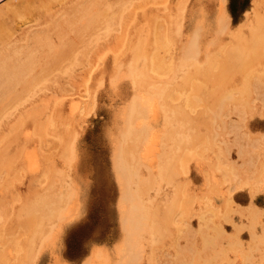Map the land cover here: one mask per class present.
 <instances>
[{"label":"rangeland","instance_id":"374dc122","mask_svg":"<svg viewBox=\"0 0 264 264\" xmlns=\"http://www.w3.org/2000/svg\"><path fill=\"white\" fill-rule=\"evenodd\" d=\"M20 1L21 0H4V1L0 2V22H2L5 26L11 25L12 30H11V37H10L9 43H12V45H14L13 47H15L16 52L18 51L17 55H18L19 59L17 60L18 63L15 64V66H16L15 68L20 69V71H22L21 70L22 67L24 69H26L25 71L24 70L22 71L23 80L21 82H19V79H18L12 83L13 84L12 92L13 91L15 92V93H13V96H12L13 99H11V97H10L9 99H7V102L9 101L10 103H7L5 105L6 102L2 101L1 102L2 104L0 105V108L3 111L2 113H0V130H1L0 136L6 131V129L9 127V125L13 126L16 123L21 122L22 119H26L23 122L21 132L19 133V135L17 137L18 138L17 141H14V143L10 142L9 143L10 145L4 141H1V146L5 148V151H3V153L0 155V160L4 163L9 161V160H12L15 163H14L13 168L11 170H9V169L3 170L4 174H3V172H2V174L0 173L1 174L0 175V193H1L0 194V264H92V263L93 264H114V263L115 264H121V263L122 264H126V263L127 264H175V263L178 264V261L180 262V264H207V263L208 264H214V263L215 264H217V263L218 264H221V263L222 264H225V263H227V264H230V263L244 264L245 262H246L245 264H255V262L257 264H260L259 260H261L260 261L261 264H264V260H263L264 259L263 258L264 257V255H263V251H264L263 250L264 249V241H263L264 240V231H263V228H264V225H263L264 224V190H263L264 189V186H263L264 185V180H263L264 179V170H262V168H264V166H263L264 165V157H263L264 156V151H263L264 150V132H263L264 131V116H263L264 115V99H263L264 98V93H263L264 92L263 91L264 90V71H263L264 63L263 62H256V64H254L251 67V69L249 70V72L254 74L253 75L254 81L252 84L253 85L252 87L254 88V90L252 87L250 88V91L252 92L250 94V96L251 95L252 96L251 97L248 96L251 99L246 97V99L248 98V103L245 106H238L239 110H237V109H235L233 111L230 110L224 116V122H223L222 126H221L222 121H219V120L216 121L213 118L209 117V118H207V120H205V122L209 123L210 127L205 126L203 124L201 126L199 125L197 127H194V125H190V124H193L191 122V120H193L195 117L202 114L201 112L203 111V107L193 108L190 104H187V100H188L189 95L192 92V88L189 85L190 83L185 81V80H187V78H189V76L190 77L193 76L194 69H192V68H194V67H192L193 66L192 65L193 60H192L189 48L184 47L185 42H186V44H188L187 47H189V45H190L189 43L191 41L187 43L186 39L189 37V35L191 37L192 34H194L193 32L195 31V27L197 26L196 19H199V21H200V18H201V20L203 19V21H200V24L203 25L204 27L207 26V28L205 30L202 29V31L200 30L197 32L199 37L197 40V45L194 48L200 54L199 58L202 57L200 61L204 65L201 63L200 64L201 67L206 65L204 60H206L208 54L210 56L216 55L218 53L221 54L227 50V47L228 48L232 47L233 44H235V42H236V44L237 43L239 44V42H244V41L247 43H250V42H252L251 40H253L252 39L253 35L255 37L254 39H256L255 41H258L259 39H261V41H263L264 40V38H263L264 28L261 27L260 25L259 26H257V25L260 22L259 20H262L264 18V14H263L264 13V0H188L185 11H178L175 15H169V17L173 18V20H174V24L172 26V29L169 32V38H168L169 44H170L169 49L168 50L165 49L163 51H162V49L158 50L154 44H151V46H148V48L145 52V53H147V52L148 53L146 55L144 54L148 58H150L151 55H155V54H158L159 57L162 59L164 58L163 60H164V62H166V65H165L166 68L164 69V71L163 70L160 72L154 71V69H152L149 66L148 58H146V57H145V59L142 58L141 60H139L137 62V64H139V65H137L138 71L141 72V70L142 71L144 70L146 72L145 85H144L145 87H142V89L140 86L137 87L136 85L132 84V79L127 76L128 75L127 73H126L127 75L125 74V76H127L128 78L126 77V79L125 78L122 79L120 77L121 74H123L122 77H125L124 73L127 72L126 69H129L128 67L132 63L131 61H133V58L132 59L130 58V57H132L131 56L132 52L129 51L127 49V47L123 46V42L125 43V38L131 40L136 35V31L130 29L131 27L133 28L136 26H132V25L128 24L126 21L124 22V20L121 17V14L119 15L118 13H115V11H110L107 15H104V16L101 15V16H99V18L97 17V19H96L97 22L92 26H89V24L87 22V21L91 20V17L88 18L89 16L88 17L87 16L80 17L79 20L74 22L76 24H74V23L72 24L71 20L73 18H76L75 14H73V9L80 0H43L44 3L42 0H32L33 3L26 8H24L20 5ZM147 1H150V2L146 3L147 5L145 4L146 6H149L148 7L149 10L151 9L153 12L160 11V17L165 18V16L167 15L166 14L167 11L165 12V10H166L165 7L168 6L171 2L174 4H178L181 0H166V1H168L167 4L165 2L162 5L160 4V1H162V0L156 1V2H159V4L157 3L158 5L154 4V2H155L154 0H147ZM164 1H162V2H164ZM200 1H203V2H201L202 4L200 3ZM136 2H138V1H136ZM151 4H152V6H151ZM153 4L155 5V7L153 6ZM156 7L157 8L161 7V8L159 10H157ZM148 8H147V10H148ZM200 8H202L204 12L202 11V9L200 10ZM7 10H9V12ZM24 10H25V14H24ZM199 10L204 13L203 14V15H205L204 17H202V15H201L202 12L199 13L200 12ZM256 12H257V15H256ZM1 14L3 15V17ZM24 15H25V17H24ZM26 15H27V17H26ZM108 15H109V17H108ZM183 15L184 16L186 15L185 18ZM73 16H75V17H73ZM178 16H179V19H178ZM199 16H200V18H199ZM260 16H261V19H260ZM2 18H3V21H2ZM217 18L219 20H217ZM8 19L10 20L9 22H8ZM11 20H13V21H11ZM84 20H85V25L82 24L84 22ZM98 20L100 21V23ZM108 20H109V22H108ZM176 20H178L177 21L178 23L176 22ZM250 20H252V21H250ZM255 20H256V23H255ZM199 21H198V24H199ZM204 21H205V23H202ZM217 21H219L218 25H217ZM223 21H224V23H223ZM225 22H226V24H225ZM139 23L141 25L142 24L144 25V22H139ZM253 23H255V24H253ZM251 24H252V26H251ZM102 26H103V28H102ZM183 26H184L185 30H184ZM178 27H180V28H178ZM241 27H242V29H241ZM142 28L149 29V27H147V26H143ZM173 28H175V29H173ZM15 29L16 30L18 29L17 32L15 31ZM50 29H51V31H49ZM80 29L83 31H81ZM178 29H180V30L178 31ZM217 29L219 31H217ZM248 29H250V30L248 31ZM129 30H131V31H129ZM244 30L246 32H244ZM25 31L27 33L29 31H31L30 32V36H31L30 38H32L35 42L32 39L27 38L25 36V34L23 35V32L26 33ZM62 32H63V34H62ZM130 32H132L133 34H131ZM160 32H161V30L160 31L155 30L153 33H160ZM248 32H250V33H248ZM251 32L253 33L252 36H251ZM51 33H52V35H51ZM115 33H116V37L114 36ZM147 33H148V31H146V34H145L146 37L148 36ZM128 34H129V36H128ZM18 35H20V36H18ZM78 35H79L80 41L85 40L87 42H86L85 46L79 48L76 58L74 60H72L73 54H70L67 52V46L65 44H60V40L64 39L63 40L64 42H68L70 40L69 38H74ZM112 35L115 37V39ZM205 35H206V37H205ZM216 35H217V37L215 39ZM248 35H250L251 37ZM47 37H49V38L51 37L54 44H56V42H57V44L58 43L59 44L54 49H51V47L45 46V44L42 45V43H41L42 40L43 39L46 40ZM181 37H183V39ZM190 37L188 38V41L192 39V37L191 38ZM232 37L234 39H232ZM238 37H240V39ZM218 38H219V40H218ZM17 39H20V40L17 41ZM181 39L183 41H181ZM200 39H201V41H200L201 43L199 42ZM208 39L209 40L213 39V40H212V42L210 41V43H209ZM235 39H237V41L239 39V41L237 42V41H235ZM175 40H179L178 43H177V41L175 42ZM230 41H232V42H230ZM32 42H34V43H32ZM25 43L28 44V46ZM103 43L104 44L106 43L107 45H104ZM23 44H24V47L22 49ZM29 44L31 45V47L29 46ZM37 44L39 45L40 48H37L38 47ZM179 45H181L182 47H180ZM206 45H209V46H206ZM102 46H103V48H101ZM205 46L207 47V49L209 48V50H207ZM214 46H216V47H214ZM57 47H58V53L55 52V50L57 51ZM211 47H212L213 51L211 50ZM41 48H44L43 51L41 50ZM62 48H64V49H62ZM214 48L216 50L217 49L218 50L215 51V53H212L215 50ZM180 49H181V51H180ZM33 50H34L35 54L37 53L36 55L34 54ZM24 51H26L25 52L26 55H24ZM29 51H30V53H29ZM50 51L52 53H55L54 54L55 56L52 54V57H53L52 59L59 60V63H58L57 68H55L51 74H47L45 68H47L48 66L46 67L43 64V63L46 64V62H44L43 54L45 53L44 56H47V54L50 53ZM100 51H101V53H100ZM203 51H205L204 52L205 55L203 54ZM210 51H211V53H210ZM95 52H97V53H95ZM31 53H32V55H31ZM166 54H167V56H166ZM34 55H35V57H34ZM38 56H40V57H38ZM125 56H126V58H124ZM204 56H205V58H204ZM37 57L39 59H35ZM174 58H175V60H174ZM23 59H24V61H27L26 63L28 65L26 66V68L24 67L26 64L24 65ZM129 59H130V61H129ZM146 59H147V61H146ZM185 59H188V63H187V60H185ZM31 60L33 61V63L31 64L32 66L29 64L30 63L29 61H31ZM41 60H43V61H41ZM123 61L125 63H123ZM175 62L179 63V64H177L178 67L175 64ZM181 63H182V65H181ZM36 64H37V66H34ZM38 64H40V65H38ZM120 64L122 66H120ZM172 64H173V66H172ZM188 64H190V65H188ZM20 65H21V68H20ZM41 65L43 67H41ZM142 65H144V66H142ZM187 65H188V67H186ZM255 65H257V66H255ZM183 66H185V67H183ZM32 67H34L35 69ZM38 67L41 69H38ZM176 67L178 68V70ZM262 67H263V69H262ZM42 68L44 69L45 72L42 70ZM104 68H107V69L105 70ZM32 70L33 71L35 70V72H33ZM147 70H148V72H147ZM103 71L105 72V74ZM190 71H191V73H190ZM99 72H101V73H99ZM35 73L36 74L38 73V74L36 75ZM171 73H172V75H170ZM96 74L97 75L101 74L102 76L101 75L97 76ZM185 75H187V77ZM72 76L73 77L75 76L77 78L75 82H72L70 80V79H72ZM181 76H183L184 78ZM31 77L33 79H31ZM94 77H95V82L97 81V83L93 82ZM115 77L117 78V82L115 81L116 80ZM29 78L31 80H29ZM78 78L80 81L81 80H83V81L80 82L78 80ZM121 79H122V81H121ZM149 79L151 81H149ZM167 79H169V80H167ZM175 79H176V81H174ZM102 80H105L106 82L102 81ZM111 80H112V82L113 81H115V82L112 83ZM179 80L181 82H179ZM148 81L150 83L149 86H148V84H149ZM153 81H155V82H153ZM27 82H28V85H26ZM34 82H36V83H34ZM88 82H89V84H88ZM183 82H187L189 84L183 83ZM199 82H200V84H202V86L206 85V82H204V81H199ZM17 83H19L20 85L19 84L17 85ZM165 83H166V85H165ZM167 83H169L170 85L169 84L167 85ZM238 83H240L239 80L237 81V84ZM94 84H95V88H93ZM151 84L154 85V87L157 84L158 85L156 87H160V85L162 84L161 88H159L160 89L159 91L166 89L164 92L169 93V94L167 93L166 95L161 96L162 99L160 100V103H159L158 99H157L158 100V102H157L156 97H155L158 89L156 87L153 88V86ZM171 84H172V86H171ZM183 84L186 85L187 87L185 88V86ZM100 85H101V87L102 86H104V87L100 88ZM114 85L116 86V88L113 87ZM117 85H119V86H117ZM150 86L152 88V91H151ZM164 86H166V87L163 88ZM60 87H65L66 89L60 90ZM173 87H175V88H173ZM182 87H184V89ZM57 88L61 91L60 92L61 95L59 94V90ZM149 88H150V90H147ZM16 89H17V91H15ZM97 89H99V90H97ZM153 89L155 91L156 90L157 91L155 92V91H153ZM93 90H94V92H93ZM255 90H256V93H255ZM146 91H148L149 94L146 93ZM164 92L161 91V93H164ZM144 93H145L146 97H145V95L141 96ZM258 94L259 95L261 94V95L259 96ZM91 95H92V97H91ZM15 96L16 97L20 96V97L16 98ZM139 97H141V99ZM143 97H144V101L146 100L148 102V103H145L146 107L152 108V106H155L156 105L155 103H157L156 106L159 105L160 109H161L160 110L157 107V114H154L155 116H152L153 115L152 110L150 111L149 109H147V112L144 116L147 120L144 119L143 122H145L146 124L149 123L148 125L152 126V127L150 126V128L152 129L150 131V134L152 133L153 138H154L155 133L158 132L159 130L163 131V132L165 130L166 132H164V133L160 132V131H159L160 133L158 132L159 133L158 136L161 133H163V135L161 134L162 136L160 135V137H159L160 140L158 139V142L153 141V143H151V141L153 139L151 141H149L150 137L147 138V141L144 142V146L146 148H144V146H143L144 149H141V151L143 152V150H144V153H145L146 152L145 149H147L146 144L148 146H149V144H152V145H150L151 147H149L147 149L148 155L146 154L143 157L142 152H138L141 154V155L139 154L140 156L138 155V153L136 154L137 159H135V160L137 163L135 162V165H136V167L138 166L137 167L138 171L140 170L139 175L143 172L142 174H143L144 178L142 177V174H141V176L139 177V180H140V182L143 181V184L138 182L136 185L134 184L133 188L136 189V187H139V188L141 187L139 190L141 191V189H142V192H143V190L145 191L144 194L141 193L143 195V196L141 195V197L142 198L144 197L142 199L143 203H144V205L146 204L148 206L147 209L149 208V211H151V212L149 214L150 217L147 219V221H144L145 227H143V229L145 228V230L135 229L137 231H134L130 235V238H129L128 236L125 235L126 230L124 231L125 227H122V226H124L123 225L124 223L122 222L123 223L122 224L121 221H124L123 220L124 217L130 211V205H129V203H127L125 200L122 199L123 198L121 195L122 191L120 192V190H122L121 189L122 187L119 186V181L117 180V177L115 174L114 161H113L114 157L113 156L115 153L114 149L117 148L115 146H117V144H118V142H117L118 140L116 141V138H118V139L120 138V134L117 135V133L120 132L121 126H122V124H124L123 121L126 119V116L129 112L128 109L131 108V107H127L126 104L128 102H131L130 105L132 106L135 103V101L137 102V99L143 100ZM14 98H15V101H14ZM47 98H48V100H46ZM134 98L135 99L137 98V99L135 100ZM152 99H154V100L152 101ZM10 100L13 103H11ZM47 101L50 103H47ZM249 101H250V103H249ZM73 102H74V104H73ZM80 102H81V104H80ZM162 102L166 103V105L168 102V105L166 106L165 104H163L165 106L163 108V106L161 105ZM259 102H261V103L263 102V104H261ZM76 103L79 105V107ZM93 104H94V106H93ZM249 104H251V105L249 106ZM71 105H75V106H72L73 107L72 108ZM170 105H171V107H169ZM262 105H263V107H262ZM1 106H3V107H1ZM76 106H77V109H75ZM123 106H126V107H123ZM175 106L176 107H178V106L182 107L185 111V116L190 117L189 119L187 117L188 121H190L189 126L187 124L188 121H186L187 119H185L184 120L185 122H183L184 118L182 116L181 117L178 116L176 114V112H173L176 108ZM248 107H251L250 108L251 110ZM22 108H24V109H22ZM51 108H53V109H51ZM67 108L68 109L72 108L73 110L72 109H69V110L70 111L72 110L73 113L70 112ZM78 108H79V110H78ZM87 108H89V109H87ZM258 108H259V110H258ZM260 108H262V109H260ZM165 109H167V111ZM172 109H174V110H172ZM247 109L249 111H247ZM168 111L170 113H167ZM186 111H187V114H186ZM23 112L25 115L23 114ZM29 112L36 114L35 119H32V120L27 119V114ZM67 112H68V114H67ZM122 112H123V115H122L123 118L120 119ZM258 112H259V114L260 113L261 114L257 115L256 113H258ZM58 113L61 116L55 117V121H54L53 126H51L50 124H48V125L42 124L45 121H47V122L49 121L48 117H54ZM173 113H174V115H173ZM163 115H165V116H163ZM167 115H169V117L170 116L171 117L169 118ZM193 115H194V117H193ZM15 117H17V118L14 119ZM152 117H155V118H152ZM163 117H164V119H163ZM159 118H160V120H158ZM242 118H243V120H242ZM238 119H240V121ZM121 120H123L122 123H120ZM155 120H156V122H155ZM63 121H64V123H63ZM70 121H72V122H70ZM153 121L155 122V125H154ZM178 121H179V123H177ZM181 121L185 124L183 125V123H181ZM160 122H161V125H160ZM162 122L166 125L162 126ZM34 123H36V125ZM6 124H7V126H6ZM178 124H179V126H178ZM118 125H121V126L119 127ZM224 125H225V127H224ZM2 126H4V127H2ZM27 126H28V129L26 128ZM153 126L155 128H153ZM30 127H32V128H30ZM48 127H50L51 129ZM157 127H159L158 131H157V129H158ZM161 127H162V129H160ZM182 127L184 128V130ZM185 127H186V129H185ZM202 127H204V128H202ZM30 129H32V130L30 131ZM190 129H191V131H189ZM205 130H208V131H205ZM220 130H222L223 132H221ZM243 130L245 132H243ZM178 131H181V133ZM182 131H183V133H182ZM196 132H197L196 135H200V137H198L197 140H195L192 137ZM198 132H200V133H198ZM3 135L1 137H3ZM114 135L116 136V138H114ZM156 135H157V133H156ZM179 135H180V137H178ZM188 135H190V136H188ZM23 136H24V139H23ZM182 136H184V137L182 138ZM233 137H235V138H233ZM175 138H176V140H175ZM154 139H156V138H154ZM192 139H193V141H192ZM66 140H67V142H66ZM180 140H181V142H179ZM187 140H190L188 143L189 148L187 145V142H188ZM34 142L36 143V145ZM115 142H117V144ZM155 142H157L159 144V146H161V148H162V149H160V147H158L159 152H158L157 148L154 147V146L158 145L157 143L155 145L154 144ZM183 142H184V145H181V144H183ZM65 143H67V144H65ZM160 143H162V144H160ZM4 144H6V145H4ZM174 144H178V146H180V148ZM225 144H227V145H225ZM19 145H20V147H19ZM190 145H194V146L190 147ZM152 146L155 150H152L153 149ZM28 147H30L31 150H29ZM73 147H74V149H73ZM175 147H176V149H175ZM62 148H64V150H62ZM170 149H172V150H170ZM178 150H180L181 154ZM60 151H62V152H60ZM152 151H154V153ZM160 151H161V153H160ZM261 151H263V152H261ZM150 152H152V153H150ZM156 152H158V156H155ZM30 153L32 154V157H29L30 159H28V156L30 155ZM144 153H143V155H144ZM173 153H175L176 156ZM14 154H16V155H14ZM152 154H154V156ZM179 154H180V156H179ZM150 155L153 156V158L152 157L150 158ZM159 155H162L160 157L161 159L158 158ZM173 156L175 158H173ZM178 156H179V158H178ZM230 156H231V158H230ZM156 158H158L157 163H156ZM163 158H165V162L162 161ZM195 158L198 159L200 161V163H199V161L195 160ZM215 158H216V160H214ZM241 158L243 160H241ZM31 159H33V160H31ZM138 159H140V160H138ZM177 159H178V162H176ZM228 159L230 162L226 161ZM231 159H232V162H231ZM261 159L263 160V162ZM172 160H174V163H172ZM22 161H23V163H22ZM32 161H33V163H32ZM56 161H57V163H56ZM138 161H140L141 163ZM158 161L160 162L159 164H158ZM191 161L193 164L191 163ZM213 161H215V162L213 163ZM29 162H31V163H29ZM142 162H143V165H140V164H142ZM145 162H147V163H145ZM163 162H164V164H163ZM169 162L172 163V165L169 166L168 165ZM196 162H198L199 164ZM62 163H63V165L65 164L64 167H62L63 166V165H61ZM74 163L76 165H74ZM138 163H140V164H138ZM154 163H155V166H153V167L155 170L153 168H150V167H152L151 165H153ZM185 163H187V164H185ZM228 163H229V166L227 165ZM69 164H70V166H69ZM146 164L150 165V166H147ZM156 164H158V165H156ZM160 164L162 166H160ZM175 164H177L176 167H175ZM200 164H202V166ZM203 164L205 167H203ZM139 165L141 166V168ZM231 165H232V168H231ZM24 166L26 167V169ZM28 166H30L31 168H29ZM78 166H79V168H78ZM142 166L147 167L146 170L148 172L150 171L149 172L150 176L148 175L149 173L145 170L144 167L142 169ZM156 166H158L159 168L157 169ZM200 166L203 168L201 169ZM233 166H234V168H233ZM49 167H50V169H49ZM56 167H57V169H56ZM160 167H161V169H160ZM169 167L173 170H171ZM209 167L211 169H208ZM64 168H65V170H62ZM76 168H78V169H76ZM41 169H42V171H41ZM70 169H71V171H70ZM207 169H208V171H207ZM232 169L234 170V172H232V174H231ZM164 170L166 173L164 172ZM199 170H201V171H199ZM6 171H8V174ZM27 171H29V172H27ZM160 171H162V173ZM68 172H69V175H68ZM158 172H159V175H157ZM172 172L174 175L172 174ZM256 172H258V173H256ZM160 173H161V175H160ZM210 173H211V175H210ZM234 173H235V175H233ZM244 173H245V175H244ZM54 174H55V176H54L55 179L52 178ZM151 174H153V175H151ZM5 175H6V177H5ZM31 175L32 176L34 175L35 177L34 176L32 177ZM56 175H57V177H56ZM171 175H173V176H171ZM158 176H160V177H158ZM30 177L33 179H31ZM141 177H142V179H141ZM145 177H147V178H145ZM213 177H214V179H213ZM233 177H235V178H233ZM244 177L246 180L245 179L243 180ZM185 178L188 180L183 181ZM205 178H206V181H205ZM47 179H48V181H47ZM217 179H219L220 181ZM49 180H50V183H49ZM149 180H152L151 183ZM159 180L160 181L162 180V181L160 182ZM215 180H217V181H215ZM233 180H234V182L236 180L237 183L234 184ZM242 180H243L244 184L242 183ZM254 180H256V181H254ZM257 180H258V182H257ZM64 181H65V183H64ZM144 181H145V183H144ZM153 181L155 184L153 183ZM211 181L214 182L216 185L213 184ZM157 182H158V184H157ZM167 182L171 185H169ZM218 182L219 183L221 182V184L219 185ZM229 183L231 184L230 186L228 185ZM26 184H27V186H26ZM50 184H52V185H50ZM53 184L54 185L56 184V186H54ZM65 184H67V185H65ZM149 184H151V185L149 186ZM141 185H144V186H141ZM152 185L154 186V188L152 187ZM158 185H159V188H158ZM146 186L148 187L147 188L148 190L145 189ZM204 186L208 189V191L205 189ZM251 186H252V188H251ZM52 187H53V189H52ZM143 187H145V188H143ZM150 187L153 190L151 189V191H150ZM173 187H174V189L172 190ZM157 188H158V190H157L158 193L154 190ZM160 188H161V190H160ZM167 188H168V190H167ZM189 188H191V189L189 190ZM213 188H214V190H212ZM48 189H49V191H48ZM217 189H219V190H217ZM40 190H41V192H40ZM42 190H43V192H42ZM220 190L221 191L223 190L224 192L226 190L227 192L223 193V195H222L221 194L222 192H220ZM152 191H154V192H152ZM198 191H200L202 193H200ZM76 192H77V194H76ZM146 192H148V194H146ZM155 192H156V194H155ZM191 192L193 193V195ZM70 193H72V194H70ZM176 193L178 195L180 193L181 194L178 196ZM33 194H34L35 198L40 197V195H42V196L51 195L52 198L54 197L53 200L54 201L56 200V201L54 202L53 206L57 212H55V214H54V216L56 218L53 216L54 218L52 217V218L43 220V222H41V223H38V227L40 226V228H38L37 237L35 238V240L33 242H31L30 247H29L27 237L30 233V225L25 222V218L27 215L26 216H24V215H25V213L27 214V211L29 209L27 207L29 206V204H31L33 202L32 200L35 199V198H33ZM209 194H210V196H208ZM229 194H231V195H229ZM226 196L227 197L229 196V197L227 198ZM58 197L59 198L61 197V198L59 199ZM146 197H148V198H146ZM152 197H153V199H152ZM219 197H221V198H219ZM173 198L174 199L177 198V199L174 200ZM144 199H145V201H146V199L149 200V202L148 201L144 202ZM224 199H225V203L223 202ZM150 201H153L154 204L150 203ZM249 201H251V203ZM60 202H61V204H60ZM62 202H63V204H62ZM119 202H121L122 205ZM169 203H171V204H169ZM198 203L200 206L197 205ZM201 203H203L204 205ZM252 203H254L255 205ZM68 204H69V206H68ZM151 204H152V207L150 206ZM175 205H176V207H175ZM223 205H225V207H223ZM238 205H239V207H238ZM56 206H57V208H56ZM119 206H120V209H122L121 210V213H123L122 215L119 211V208H118ZM167 207H169V208H167ZM236 207L240 208V209L237 210ZM223 208H224V210H223ZM196 209H197V211H196ZM262 209H263V211H262ZM16 210H17V213H16ZM20 210H22V211H20ZM58 210L62 214L61 213L59 214ZM165 210H168L169 211L168 213L171 212L170 213L171 215L168 214ZM253 210H254V212H253ZM123 211H125L126 213ZM246 211H248V212H246ZM63 213L65 214V216ZM152 213H154L155 215H153ZM172 213H174V214L172 215ZM182 213L183 214L185 213V216L181 217L183 215ZM233 213H235V214H233ZM243 213H244V215H243ZM259 213H262V214H259ZM236 214H238V215H236ZM247 214H250V215L247 216ZM120 216H123L122 219ZM241 216L244 218H242ZM245 216H247V217H245ZM152 217H154V218L152 219ZM15 218L17 220H15ZM169 218H170V220H169ZM178 219H180V221ZM181 219H183V220H181ZM233 219L235 222L233 221ZM18 220H19V222H17ZM222 220L224 223L223 224L224 227L221 225ZM254 220H256V222ZM261 220L263 221V223ZM169 221H170V223H169ZM201 221L204 222V225H202L203 223ZM211 223L214 225V227ZM250 223H251V225H249ZM259 223L260 224L262 223V224L260 225ZM146 224H148V226H146ZM52 225H53V227H52ZM138 225L139 224H136L134 226V228H136ZM253 225H255V227H252ZM54 226H56V228ZM210 226H212V227H210ZM235 226H236V228H235ZM147 227L149 228L148 230H147ZM244 227L245 228L247 227L249 229L248 230H247V228L244 229ZM167 228L170 231L168 230V232H166ZM176 228H177V231H176ZM186 228H187V230H186ZM236 229H237V233H236ZM251 231H252V233H251ZM39 232H41V233H39ZM171 232H172V234H171ZM233 232H235L236 234H234ZM147 234H149V235H147ZM163 234L165 236H162ZM179 234H180V236H179ZM185 234H186V236H183ZM191 234H193V235H191ZM42 235H43V237H42ZM124 235H125V237H124ZM136 235H137V237H136ZM143 235H144V237H145V235H147V236L145 238H143ZM173 235H175L177 237H175ZM227 235L228 236L230 235V238H232V236H233V238L234 237L235 238L234 239L232 238L233 240H230V238ZM213 236H215V237H213ZM225 237H226V239H225ZM236 237L237 238L239 237L238 241H236L237 240ZM257 237H260L261 239L259 238L260 240H258ZM132 238H133V240H132ZM201 238L204 239L203 243H202ZM23 239H24V241H23ZM144 239H147V240L143 241ZM148 239H150V240H148ZM172 239H173V241H171ZM209 239H210V241H209ZM127 240H129V241L131 240V241L129 242ZM48 241H49V243H48ZM123 241L125 242L124 244H127V245L121 244V243H123ZM142 241H143V243L144 242L145 243L143 244ZM222 241H223V243H222ZM242 241H244V243ZM192 242H193V244H192ZM231 242H234V243H231ZM252 242L254 243V247H256L255 243H257L258 247L260 244L263 245V246L260 245V247H259L260 248L259 250L260 251L262 250L261 251L262 254H260V251L258 250V248H257V250H258V252H257L256 248L253 247ZM163 243H164V245H163ZM172 243L174 245L173 247L171 245ZM189 243L191 245H189ZM249 243L251 245L250 248H249V246H247V245H249ZM119 244H121V245H119ZM215 244H217V245H215ZM220 244L224 245V246H227V244H228V247L224 248ZM123 245H124V247H123ZM167 245H169V246H167ZM188 245H189V248H188ZM219 245H220V248H219ZM232 245H236V246L232 247ZM161 246H162V248H161ZM170 246H171V249H170ZM207 246H208V248H207ZM209 246L211 248L213 247L215 249H211L212 251H210ZM116 247H119L118 248L119 251L118 250L116 251ZM134 247H136V248H134ZM144 247H146V248H144ZM156 247H158V248H156ZM201 247H202V249H201ZM150 248H153V249H150ZM235 249H237V250H235ZM248 249L251 250L250 253H252V254L247 252V251H249ZM95 250L98 252H96ZM137 250H138V252H137ZM167 250H169V252ZM220 250H222V251H220ZM223 250L225 253H223ZM228 250H230V251H228ZM213 251H214V253H217L216 256L214 253H212ZM254 251H256L255 254H254ZM28 252L30 255L28 254ZM130 252H131V254H130ZM229 252L232 254H230ZM9 253H11V254H9ZM176 253H177V255H176ZM185 253H187L188 256ZM188 253L190 254V256ZM118 254H119V257L117 256ZM137 254H139V255H137ZM243 254H245V255H243ZM122 255H123V257H122ZM202 255H204L205 257ZM235 255H236V257H235ZM238 255H240V256H238ZM139 256H143V257H141V259H140ZM173 256L175 257V261L173 260L174 259ZM182 256H183V258L181 259ZM201 256H202V258H201ZM212 256H214V257H212ZM244 256H246L247 259ZM259 256L261 257V259ZM12 257H14V258H12ZM234 257L236 259H234ZM121 258L124 260L122 261ZM251 258H253V259H251ZM258 258H259V260H258ZM192 259H193V261H192ZM231 259H233V260H231ZM227 260H229V261L227 262ZM118 261H119V263H118ZM186 261L189 263H186ZM220 261H221V263H220ZM240 261H242V262H240ZM243 261H244V263H243ZM162 262H164V263H162Z\"/></svg>","mask_w":264,"mask_h":264},{"label":"bare ground","instance_id":"6f19581e","mask_svg":"<svg viewBox=\"0 0 264 264\" xmlns=\"http://www.w3.org/2000/svg\"><path fill=\"white\" fill-rule=\"evenodd\" d=\"M2 1H4V0H0V2H2ZM43 1V0H42ZM136 1H138V2H136ZM80 0L77 4H76V6L74 7V9H73V14H75V16H76V18H73L72 20H71V23L73 24L74 22H76L77 20H79V18L80 17H85V16H89L88 18H90L91 17V20H89V21H87L88 22V24H89V26H92V25H94L96 22H97V17L99 18V16H101V15H107L110 11H115V13H118L119 15L121 14V17H122V19L124 20V22L126 21L128 24H130V25H132V26H136V27H131L130 29H132V30H135L136 31V35H135V37H133L131 40L130 39H126L125 38V43L123 42V46H125V47H127V49L129 50V51H131L132 53H131V56L132 57H130L131 59L133 58V61H131L132 63L130 64V66L128 67L129 69H126V71L127 72H125L124 73V76H125V74L128 76V77H130L131 79H132V84L133 85H136L137 87H141V89H142V87H145L144 85H145V76H146V72L143 70H141V72H139L138 71V67H137V65H139V64H137V62L139 61V60H141L142 58H144L145 59V57L146 58H148L147 56H145L147 53H145L146 52V50H147V48H148V46H151V44H154L156 47H157V49L158 50H160V49H162V51L163 50H168L169 49V47H170V44H169V32L171 31V29H172V26H173V24H174V20H173V18H170L169 17V15H175L178 11H185V9H186V5H187V2H188V0H181L178 4H174V3H168L169 5L168 6H166L165 8H166V10H165V12L167 11V15L165 16V18H161L160 17V11H157V12H153L151 9L149 10V6H146L147 4L146 3H148V2H150V1H147V0ZM155 2H154V4L156 5L157 3L159 4V2H156V1H158V0H154ZM162 1H164V0H162ZM162 1H160V4L162 5L163 3H165L166 2V4H167V2L168 1H164V2H162ZM162 2V3H161ZM201 2H203V1H200V3ZM33 3V1L32 0H21L20 1V5L22 6V7H24V8H26V7H28V6H30L31 4ZM43 3H44V1H43ZM48 4V3H47ZM146 4V5H145ZM153 4V6L155 7V5ZM157 4V5H158ZM202 4V3H201ZM151 6H152V4H151ZM165 6V5H164ZM54 7V6H53ZM163 7V6H162ZM205 7V6H204ZM147 8H148V10H147ZM157 8V7H156ZM161 8V7H160ZM160 8H157V10H159ZM203 8V7H202ZM202 8H200V10L202 9ZM163 10V11H164ZM199 10V11H200ZM6 11V10H5ZM8 12H9V10H7ZM13 11V10H12ZM162 11V12H163ZM188 11V10H187ZM202 11H203V9H202ZM202 11H200L199 13H201ZM261 11V10H260ZM204 12V11H203ZM201 13V15H202V17H204L205 15H203L204 13ZM2 13V12H1ZM28 13V12H27ZM183 13V12H182ZM186 13V12H185ZM6 14V13H5ZM4 14V15H5ZM24 14H25V10H24ZM181 14V13H180ZM187 14V13H186ZM195 14V13H194ZM261 14V13H260ZM264 14V13H263ZM2 15V14H1ZM48 15V14H47ZM256 15H257V12H256ZM255 15V16H256ZM6 16V15H5ZM45 16V15H44ZM49 16V15H48ZM75 16H73V17H75ZM114 16V15H113ZM164 16V15H163ZM162 16V17H163ZM184 16V15H183ZM186 16V15H185ZM185 16H184V18H185ZM197 16V15H196ZM2 17H3V15H2ZM22 17V16H21ZM24 17H25V15H24ZM26 17H27V15H26ZM108 17H109V15H108ZM9 18V17H8ZM13 18V17H12ZM11 18V19H12ZM101 18V17H100ZM199 18H200V16H199ZM259 18V17H258ZM14 19V18H13ZM49 19V18H48ZM82 19V18H81ZM86 19V18H85ZM178 19H179V16H178ZM225 19V18H224ZM227 19V18H226ZM260 19H261V16H260ZM43 20V19H42ZM112 20V19H111ZM199 21V19H196V24H197V26L195 27V31L193 32L194 34H192V39L191 40H189L188 41V38L190 37V35H189V37L186 39L187 40V43L188 42H190L189 44V47H187V45L188 44H186V42H185V46L184 47H186V48H189V51H190V54H191V57H192V60H193V66L192 67H194V68H192V69H194V72H193V76H189V78H187V80H185V81H187V82H189V83H187V82H183V83H187V84H189L190 86H191V88H192V92H191V94L189 95V97H188V100H187V104H190L193 108H197V107H203V111L201 112L202 114L201 115H199V116H197V117H195L193 120H191V122L193 123V124H190V125H194V127H197V126H201L202 124L203 125H205V126H208V127H210V124L209 123H206L205 122V120H207V118H213L214 120H219V121H222V124H221V126L223 125V122H224V116L230 111V110H235V109H237V110H239V107L238 106H245L247 103H248V98L249 97H251L250 96V94L252 93L251 91H250V88L253 86L252 84H253V81H254V74L253 73H251V72H249V70L251 69V67L254 65V64H256V62H263L264 63V40L263 41H261V39H259L258 41H255L256 39H254L255 37H254V35L252 36V32H251V36L253 37L252 39L254 40H251L252 42H250V43H247V42H239V44L237 43L236 44V42H235V44H233V46L232 47H230V48H228L227 47V50L226 51H224L223 53H221V54H216V55H213V56H210L209 54L207 55V58H206V60H204L205 61V63H206V65L205 66H200V64L202 63L200 60H201V58H199V53L194 49L195 47H196V45H197V40H198V31H202V29H206L207 28V26L206 27H204L203 25H201L200 24V21H203V19L201 20V18H200V21H199V24H198V21ZM217 20H219L218 18H217ZM2 21H3V18H2ZM10 20L8 19V22H9ZM11 21H13V20H11ZM99 21V20H98ZM178 20H176V22H177ZM185 21V20H184ZM250 21H252V20H250ZM254 21V20H253ZM260 21V22H259ZM258 22H259V24L257 25V26H261V27H263L264 28V18L262 19V20H259ZM21 22V21H20ZM79 22V21H78ZM108 22H109V20H108ZM111 22V21H110ZM139 22H144V25L142 24H140ZM195 22V21H194ZM14 23V22H13ZM99 23H100V21H99ZM103 23V22H102ZM137 23V24H136ZM178 23V22H177ZM176 23V24H177ZM202 23H205V21L204 22H202ZM218 23H219V21H217V25H218ZM223 23H224V21H223ZM222 23V24H223ZM255 23H256V20H255ZM255 23H253V24H255ZM37 24V23H36ZM74 24H76V23H74ZM82 24H84L85 25V20H84V22L82 23ZM109 24V23H108ZM147 24V25H146ZM175 24V25H176ZM225 24H226V22H225ZM249 24V23H248ZM8 25V24H7ZM110 25V24H109ZM141 25V26H140ZM181 25V24H180ZM206 25V24H205ZM250 25V24H249ZM139 26V27H138ZM143 26H147V27H149V29H146V28H142ZM178 26V25H177ZM251 26H252V24H251ZM250 26V27H251ZM255 26V25H254ZM253 26V27H254ZM15 27V26H14ZM19 27V26H18ZM22 27V26H21ZM111 27V26H110ZM249 27V28H250ZM55 28V27H54ZM102 28H103V26H102ZM178 28H180V27H178ZM183 28H184V26H183ZM252 28V27H251ZM20 29V28H19ZM90 29V28H89ZM94 29V28H93ZM97 29V28H96ZM173 29H175V28H173ZM190 29V28H189ZM222 29V28H221ZM226 29V28H225ZM241 29H242V27H241ZM11 30H12V27H11V25L10 26H5L2 22H0V105L2 104L1 102L2 101H4V102H6L5 103V105L7 104V103H10L9 101L7 102V99H9L10 97H11V99H13V93H15L14 91L12 92V86H13V82L15 81V80H18L19 79V82H21L22 80H23V75H22V71L24 70H26V69H24L23 67V69L21 68V65H20V68H21V70L22 71H20V69H18V68H15L16 66H15V64H17L18 62H17V60L19 59L18 58V55H17V52H16V50H15V47H13L14 45H12V43H9L10 41V37H11ZM18 30V29H17ZM17 30L15 29V31L17 32ZM28 30V29H27ZM81 30V29H80ZM99 30V29H98ZM97 30V31H98ZM110 30V29H109ZM157 31V30H161V32L160 33H153L154 31ZM180 29H178V31H179ZM184 30H185V28H184ZM227 30V29H226ZM250 29H248V31H249ZM261 30V29H260ZM22 31V30H21ZM20 31V32H21ZM49 31H51V29L49 30ZM57 31V30H56ZM55 31V32H56ZM81 31H83V30H81ZM129 31H131V30H129ZM146 31H148V36L146 37L145 36V34H146ZM207 31V30H206ZM217 31H219L218 29H217ZM231 31V30H230ZM26 32V31H25ZM30 32L31 31H29L27 34L26 33H24L23 32V35L25 34V36L27 37V38H30L31 36H30ZM38 32V31H37ZM88 32V31H87ZM91 32V31H90ZM226 32V31H225ZM244 32H246L245 30H244ZM257 32V31H256ZM19 33V32H18ZM49 33V32H48ZM53 33V32H52ZM52 33H51V35H52ZM131 34H133L132 32H130ZM203 33V32H202ZM248 33H250V32H248ZM263 33H264V31H263ZM62 34H63V32H62ZM80 34V33H79ZM206 34V33H205ZM216 34V33H215ZM232 34V33H231ZM239 34V33H238ZM40 35V34H39ZM75 35V34H74ZM81 35V34H80ZM229 35V34H228ZM227 35V36H228ZM257 35V34H256ZM18 36H20V35H18ZM50 36V35H49ZM113 36V35H112ZM115 37H116V33H115V35H114ZM113 36V37H114ZM128 36H129V34H128ZM134 36V35H133ZM173 36V35H172ZM177 36V35H176ZM175 36V37H176ZM248 36H250V35H248ZM250 36V37H251ZM260 36V35H259ZM22 37V36H21ZM55 37V36H54ZM60 37V36H59ZM115 37H114V39H115ZM190 37V38H191ZM205 37H206V35H205ZM216 37H217V35L215 36V39H216ZM220 37V36H219ZM249 37V38H250ZM53 38V37H52ZM171 38V37H170ZM182 39H183V37H181ZM186 38V37H185ZM202 38V37H201ZM209 38V37H208ZM212 38V37H211ZM239 39H240V37H238ZM248 38V39H249ZM262 38V37H261ZM263 38H264V36H263ZM21 39V38H20ZM20 39H17V41L18 40H20ZM30 39H32V38H30ZM54 39V38H53ZM70 40L68 41V42H64L63 40H60V44H65L66 46H67V52L68 53H70V54H73V57H72V60H74L75 58H76V56H77V52H78V50H79V48L80 47H83V46H85L86 45V42L87 41H85V40H81L80 41V39H79V35L78 36H76V37H74V38H69ZM124 39V38H123ZM179 39V38H178ZM181 39V41H183ZM204 39V38H203ZM224 39V38H223ZM230 39V38H229ZM232 39H234L233 37H232ZM239 39H238V41H239ZM251 39V38H250ZM258 39V38H257ZM33 40V39H32ZM40 40V39H39ZM209 40V39H208ZM213 40V39H212ZM212 40H209V43H210V41L212 42ZM218 40H219V38H218ZM246 40V39H245ZM14 41V40H13ZM16 41V42H17ZM34 41V40H33ZM177 41V43H178V41L179 40H175V42ZM201 41V39L199 40V42ZM203 41V40H202ZM207 41V40H206ZM235 41H237V39H235ZM237 41V42H238ZM247 41V40H246ZM250 41V40H249ZM31 42V41H30ZM35 42V41H34ZM34 42H32V43H34ZM114 42V41H113ZM112 42V43H113ZM224 42V41H223ZM226 42V41H225ZM230 42H232V41H230ZM234 42V41H233ZM29 43V42H28ZM37 43V42H36ZM42 45L43 44H45V46H47V47H51V49H54L58 44H57V42H56V44H54L53 43V41H52V39H51V37L49 38V37H47L46 38V40L45 39H43L42 40ZM111 43V42H110ZM201 43V42H200ZM217 43V42H216ZM26 44V43H25ZM94 44V43H93ZM104 44V43H103ZM172 44V43H171ZM184 44V43H183ZM208 44V43H207ZM27 46H28V44H26ZM104 45H107L106 43L104 44ZM231 45V44H230ZM235 45V46H234ZM29 46L31 47V45L29 44ZM34 46V45H33ZM37 48H40L39 47V45L37 44ZM44 46V47H45ZM110 46V45H109ZM180 47H182L181 45H179ZM206 46H209V45H206ZM205 46V47H206ZM23 47H24V44H23V46H22V49H23ZM46 47V48H47ZM60 47V46H59ZM107 47V46H106ZM118 47V46H117ZM175 47V46H174ZM214 47H216V46H214ZM29 48V47H28ZM36 48V49H37ZM101 48H103V46L101 47ZM108 48V47H107ZM106 48V49H107ZM201 48V47H200ZM199 48V49H200ZM218 48V47H217ZM43 49L44 48H41V50L43 51ZM50 49V50H51ZM62 49H64V48H62ZM206 49H207V47H206ZM205 49V50H206ZM215 49V48H214ZM28 50V49H27ZM26 50V51H27ZM104 50V49H103ZM207 50H209V48L207 49ZM206 50V51H207ZM211 50L213 51V49H212V47H211ZM218 50V49H217ZM216 49L214 50V52H212V53H215V51H217ZM26 51H24V55H26L25 54V52ZM38 51V50H37ZM40 51V50H39ZM175 51V50H174ZM180 51H181V49H180ZM184 51V50H183ZM201 51V50H200ZM22 52V51H21ZM33 52H34V50H33ZM55 52L56 53H58V47H57V51L55 50ZM150 52V51H149ZM173 52V51H172ZM179 52V51H178ZM205 51H203V54L205 55V53H204ZM208 52V51H207ZM29 53H30V51H29ZM40 53V52H39ZM48 53V52H47ZM95 53H97V52H95ZM100 53H101V51H100ZM202 53V52H201ZM210 53H211V51H210ZM22 54V53H21ZM34 54H35V52H34ZM37 54V53H36ZM35 54V55H36ZM52 54L54 55L55 53H52L51 51H50V53H48L47 54V56H44L45 55V53L43 54V58H44V62H46V64L45 63H43L47 68H45V70H46V72H47V74H51L52 72H53V70L55 69V68H57V66H58V63H59V60H54V59H52L53 57H52ZM62 54V53H61ZM130 54V53H129ZM145 54V55H144ZM161 54V53H160ZM164 54V53H163ZM181 54V53H180ZM31 55H32V53H31ZM35 55H34V57H35ZM40 55V54H39ZM66 55V54H65ZM68 55V54H67ZM97 55V54H96ZM111 55V54H110ZM28 56V55H27ZM55 56V55H54ZM64 56V55H63ZM162 56V55H161ZM166 56H167V54H166ZM170 56V55H169ZM25 57V56H24ZM23 57V58H24ZM33 57V58H34ZM38 57H40V56H38ZM35 58V59H39V58ZM66 57V56H65ZM94 58V57H93ZM113 58V57H112ZM124 58H126V56L124 57ZM171 58V57H170ZM180 58V57H179ZM178 58V59H179ZM204 58H205V56H204ZM203 58V59H204ZM22 59V58H21ZM26 59V58H25ZM32 59V58H31ZM42 59V58H41ZM63 59V58H62ZM61 59V60H62ZM68 59V58H67ZM128 59V58H127ZM164 59V58H163ZM162 58H160L159 57V55L158 54H155V55H151L150 56V58H148V62H149V66L152 68V69H154V71H156V72H160V71H164V69L166 68L165 67V65H166V62H164V60H163ZM28 60V59H27ZM33 60V59H32ZM29 61L30 63V65L33 63V61ZM109 60V59H108ZM107 60V61H108ZM123 60V59H122ZM121 60V61H122ZM125 60V59H124ZM174 60H175V58H174ZM177 60V59H176ZM185 60H187V63H188V59H185ZM191 60V61H192ZM23 61H24V59H23ZM22 61V62H23ZM41 61H43V60H41ZM102 61V60H101ZM126 61V60H125ZM129 61H130V59H129ZM146 61H147V59H146ZM203 61V60H202ZM27 61H24L23 63H24V67L26 68V66L28 65L27 63H26ZM20 63V62H19ZM22 63V64H23ZM121 63V62H120ZM123 63H125L124 61H123ZM186 63V62H185ZM190 63V62H189ZM21 64V63H20ZM108 64V63H107ZM175 64L177 65V64H179L178 62L176 63L175 62ZM184 64V63H183ZM203 64V63H202ZM38 65H40V64H38ZM181 65H182V63H181ZM186 65V64H185ZM188 65H190V64H188ZM188 65L186 66V67H188ZM204 65V64H203ZM32 66V65H31ZM34 66H37V64L36 65H34ZM120 66H122L121 64H120ZM142 66H144V65H142ZM172 66H173V64H172ZM175 66V65H174ZM255 66H257V65H255ZM18 67V66H17ZM41 67H43L42 65H41ZM60 67V66H59ZM118 67V66H117ZM177 67H178V65H177ZM176 67V68H177ZM183 67H185V66H183ZM259 67V66H258ZM32 68H34V67H32ZM191 68V67H190ZM29 69V68H28ZM27 69V70H28ZM35 69V68H34ZM38 69H41V68H39L38 67ZM105 70L107 69V68H104ZM120 69V68H119ZM143 69V68H142ZM148 69V68H147ZM262 69H263V67H262ZM42 70L44 71V69L42 68ZM116 70V69H115ZM175 70V69H174ZM177 70H178V68H177ZM33 71V70H32ZM114 71V70H113ZM123 71V70H122ZM252 71V70H251ZM259 71V70H258ZM263 71H264V69H263ZM33 72H35V70L33 71ZM39 72V71H38ZM45 72V71H44ZM104 72V71H103ZM112 72V71H111ZM118 72V71H117ZM121 72V71H120ZM124 72V71H123ZM147 72H148V70H147ZM32 73V72H31ZM99 73H101V72H99ZM152 73V72H151ZM190 73H191V71H190ZM26 74V73H25ZM33 74V73H32ZM36 74V73H35ZM34 74V75H35ZM38 74V73H37ZM36 74V75H37ZM104 74H105V72H104ZM109 74V73H108ZM111 74V73H110ZM119 74V73H118ZM184 74V73H183ZM33 75V76H34ZM97 75V74H96ZM101 75V74H100ZM99 74L97 75V76H100ZM170 75H172V73L170 74ZM176 75V74H175ZM188 75V74H187ZM187 75H185L186 77H187ZM32 76V77H33ZM102 76V75H101ZM120 76V75H119ZM123 76V74H121V78L123 79V78H125L126 79V77L127 76H125V77H122ZM31 77V79H33ZM38 77V76H37ZM36 77V78H37ZM92 77V76H91ZM111 77V76H110ZM127 77V78H128ZM163 77V76H162ZM173 77V76H172ZM171 77V78H172ZM181 77H183V76H181ZM28 78V77H27ZM44 78V77H43ZM81 78V77H80ZM86 78V77H85ZM88 78V77H87ZM116 78V77H115ZM129 78V79H130ZM177 78V77H176ZM184 78V77H183ZM30 78H29V80H31ZM61 79V78H60ZM76 77L74 76H72V79H70L72 82H75L76 81ZM94 79V83H97V81L95 82V77L93 78ZM114 79V78H113ZM122 79H121V81H122ZM130 79V80H131ZM181 79V78H180ZM28 80V81H29ZM38 80V79H37ZM78 80H79V78H78ZM119 80V79H118ZM128 80V79H127ZM167 80H169V79H167ZM166 80V81H167ZM239 80V82L240 83H238L237 84V81ZM80 81V80H79ZM81 81H83V80H81ZM80 81V82H81ZM102 81H105V80H102ZM116 82H117V78H116V80H115ZM115 81H113V82H115ZM149 81H151L150 79H149ZM149 81H148V83H149ZM173 81V80H172ZM171 81V82H172ZM174 81H176V79L174 80ZM199 81H204V82H206V85H204V86H202V84H200V82ZM257 81V80H256ZM25 82V81H24ZM99 82V81H98ZM106 82V81H105ZM111 82H112V80H111ZM110 82V83H111ZM112 82V83H113ZM153 82H155V81H153ZM164 82V81H163ZM179 82H181L180 80H179ZM34 83H36V82H34ZM40 83V82H39ZM121 83V82H120ZM160 83V82H159ZM173 83V82H172ZM177 83V82H176ZM19 83H17V85H18ZM30 84V83H29ZM88 84H89V82H88ZM87 84V85H88ZM104 84V83H103ZM154 84V83H153ZM163 84V83H162ZM161 84V85H162ZM169 83H167V85H168ZM20 85V84H19ZM26 85H28V82H27V84ZM25 85V86H26ZM132 85V86H133ZM150 85V83L148 84V86ZM152 85V84H151ZM158 85V84H157ZM157 85H155V87L157 86ZM161 85H160V87H156L157 89H158V91L156 92L154 89H153V91H155L156 92V100L158 99L159 100V103H160V100L162 99L161 98V96H163V95H166L168 92H164L165 90H161V91H163L164 93H161V91H159L160 89L159 88H161ZM165 85H166V83H165ZM170 85V84H169ZM176 85V84H175ZM178 85V84H177ZM181 85V84H180ZM184 85V84H183ZM15 86V85H14ZM112 86V85H111ZM117 86H119V85H117ZM153 86V88H155L154 87V85H152ZM171 86H172V84H171ZM179 86V85H178ZM185 86V88L187 87L186 85H184ZM27 87V86H26ZM77 87V86H76ZM104 86H102L101 87V85H100V88H103ZM113 87H115L116 88V86L114 85ZM112 87V88H113ZM166 86H164L163 88H165ZM189 87V86H188ZM14 88V87H13ZM91 88V87H90ZM93 88H95V84H94V87ZM150 88H151V86H150ZM150 88L149 89H147V90H150ZM173 88H175V87H173ZM183 89H184V87H182ZM253 88V87H252ZM18 89V88H17ZM17 89L15 90V91H17ZM22 89V88H21ZM58 89V88H57ZM56 89V90H57ZM66 88L65 87H60V90H65ZM105 89V88H104ZM114 89V88H113ZM135 89V88H134ZM133 89V90H134ZM145 89V88H144ZM168 89V88H167ZM190 89V88H189ZM19 90V89H18ZM59 90V89H58ZM59 90V94H60V91ZM97 90H99V89H97ZM102 90V89H101ZM118 90V89H117ZM172 90V89H171ZM182 90V89H181ZM191 90V89H190ZM253 90H254V88H253ZM88 91V90H87ZM151 91H152V88H151ZM264 91V90H263ZM262 91V92H263ZM93 92H94V90H93ZM100 92V91H99ZM115 92V91H114ZM173 92V91H172ZM146 93H148L149 94V92L148 91H146ZM184 93V92H183ZM255 93H256V90H255ZM264 93V92H263ZM262 93V94H263ZM57 94V93H56ZM169 94V93H168ZM182 94V93H181ZM186 94V93H185ZM16 95V94H15ZM61 95V94H60ZM145 95V93L144 94H142L141 96H144ZM155 95V94H154ZM183 95V94H182ZM259 95V94H258ZM261 95V94H260ZM259 95V96H260ZM25 96V95H24ZM59 96V95H58ZM181 96V95H180ZM249 96V97H248ZM16 97V96H15ZM17 97H20V96H17ZM16 97V98H17ZM43 97V96H42ZM45 97V96H44ZM91 97H92V95H91ZM95 97V96H94ZM98 97V96H97ZM96 97V98H97ZM145 97H146V95H145ZM246 97H248L247 99H246ZM23 98V97H22ZM133 98V97H132ZM138 98V97H137ZM136 98V99H137ZM140 99H141V97H139ZM151 98V97H150ZM153 98V97H152ZM183 98V97H182ZM185 98V97H184ZM253 98V97H252ZM40 99V98H39ZM45 99V98H44ZM135 99V98H134ZM135 99V100H136ZM146 99V98H145ZM149 99V98H148ZM249 99H251V98H249ZM264 99V98H263ZM41 100V99H40ZM46 100H48V98L46 99ZM154 99H152V101H153ZM158 100H157V102H158ZM183 100V99H182ZM11 101V100H10ZM14 101H15V98H14ZM50 101V100H49ZM74 101V100H73ZM78 101V100H77ZM97 101V100H96ZM132 101V100H131ZM146 101V100H145ZM144 101V97H143V100H139V99H137V102L135 101V103L131 106L130 105V103L131 102H128L127 104H126V106L127 107H131V108H129L128 110H129V112H128V114H127V116H126V119L123 121V120H121L120 121V123H122V121L124 122V124H122V126L121 125H118L119 127L121 126V129H120V132L119 133H117V135H119L120 134V138L118 139V138H116V136L114 135V138H116V141L118 142V144H117V142H115L116 144H117V146H115V147H117L116 149H114L115 151V153H114V159H113V161H114V169H115V174H116V177H117V180L119 181V186H121L122 188V190H120V192H121V195H122V199L123 200H125L127 203H129V205H130V211L128 212V214H126V216L124 217V221H121V223L124 225V226H122V227H125L124 228V231L126 232V236H128L129 238H130V235L134 232V231H137V230H145V228L143 229V227H145V225H144V221H147V219L150 217L149 216V214H150V212L151 211H149V208L147 209V205L145 206L144 205V203H143V198L141 197V193H143L144 194V190H143V192H142V189H141V191L139 190L140 188L139 187H136V189H134L133 188V186H134V184L136 185L138 182H140V180H139V177L141 176V174L143 173H141L140 175H139V171H138V169H137V167H136V165H135V162H136V160L135 159H137L136 157V154L138 153V152H142L141 151V149H144V148H146L145 146H144V142L145 141H147V138H149V141H151L152 139V141H151V143H153V141H157L158 142V139L160 140V135L162 134L163 135V133L164 132H166L165 130H164V132L163 131H160L159 130V127H157L158 129H157V131L159 130L160 132H163V133H161L159 136H158V134L160 133L159 131V133L158 132H156L157 133V135H156V133H155V137L154 138H156V139H154L153 138V135H152V133L150 134V131L152 130L151 128H150V126L148 125V124H146L145 122H143V120L144 119H146L144 116H145V114H146V112H147V109H149L150 111L152 110L153 111V115L152 116H155L154 114H157V107L160 109V106L158 105V106H156L157 105V103H155L156 105L155 106H152V108H148V107H146V105H145V103H148L147 101L145 102ZM165 101V100H164ZM43 102V101H42ZM41 102V103H42ZM71 102V101H70ZM69 102V103H70ZM155 102V101H154ZM11 103H13L12 101H11ZM47 103H50V102H48L47 101ZM89 103V102H88ZM93 103V102H92ZM153 103V102H152ZM249 103H250V101H249ZM259 103H261V102H259ZM72 104V103H71ZM73 104H74V102H73ZM77 104V103H76ZM80 104H81V102H80ZM163 104H165L166 105V103H163L162 102V106H163V108L165 107ZM170 104V103H169ZM173 104V103H172ZM182 104V103H181ZM261 104H263V102L261 103ZM4 105V104H3ZM4 105V106H5ZM41 105V104H40ZM70 105V104H69ZM78 105V104H77ZM130 105V106H129ZM148 105V104H147ZM167 105H168V102H167ZM166 105V106H167ZM251 104H249V106H250ZM9 106V105H8ZM66 106V105H65ZM72 106H75V105H71V107ZM93 106H94V104H93ZM126 106H123V107H126ZM177 106V105H176ZM175 106V107H176ZM261 106V105H260ZM1 107H3V106H1ZM31 107V106H30ZM64 107V106H63ZM78 107H79V105H78ZM86 107V106H85ZM169 107H171V105L169 106ZM252 107V106H251ZM251 107H248L249 109L251 108ZM262 107H263V105H262ZM6 108V107H5ZM27 108V107H26ZM48 108V107H47ZM73 108V107H72ZM72 108H69V109H72ZM82 108V107H81ZM167 108V107H166ZM9 109V108H8ZM22 109H24V108H22ZM51 109H53V108H51ZM59 109V108H58ZM68 109V108H67ZM68 109V110H69ZM75 109H77V106L75 107ZM84 109V108H83ZM87 109H89V108H87ZM123 109V108H122ZM189 109V108H188ZM245 109V108H244ZM260 109H262V108H260ZM4 110V109H3ZM21 110V109H20ZM73 110V109H72ZM70 111V112H72L73 113V111ZM78 110H79V108H78ZM161 110V109H160ZM163 110V109H162ZM166 111H167V109H165ZM172 110H174V109H172ZM251 110V109H250ZM258 110H259V108H258ZM8 111V110H7ZM63 111V110H62ZM75 111V110H74ZM170 111V110H169ZM167 112V113H170V112ZM199 111V110H198ZM231 111V112H232ZM247 111H249L248 109H247ZM3 111L1 110V108H0V113H2ZM78 112V111H77ZM124 112V111H123ZM123 112L121 113V116L123 115ZM149 112V111H148ZM165 112V111H164ZM163 112V113H164ZM173 112H176V114L178 115V116H182L184 119H183V122H185L184 120L185 119H187V117L188 116H185V111H184V109L182 108V107H180V106H178V107H176L175 108V110L173 111ZM194 112V111H193ZM200 112V111H199ZM260 112V111H259ZM259 112L258 113H256L257 115L259 114ZM42 113V112H41ZM66 113V112H65ZM75 113V112H74ZM19 114V113H18ZM23 114H24V112H23ZM67 114H68V112H67ZM79 114V113H78ZM125 114V113H124ZM186 114H187V111H186ZM213 114V115H212ZM261 114V113H260ZM259 114V115H260ZM21 115V114H20ZM25 115V114H24ZM66 115V114H65ZM64 115V116H65ZM73 115V114H72ZM162 115V114H161ZM173 115H174V113H173ZM197 115V114H196ZM195 115V116H196ZM244 115V114H243ZM17 116V115H16ZM60 117L61 115L58 113V114H56L54 117H48L49 118V121L47 122V121H45L44 123H42V124H44V125H48V124H50L51 126H53L54 125V121H55V117ZM63 116V117H64ZM68 116V115H67ZM66 116V117H67ZM120 116V119L121 118H123V116L121 117ZM163 116H165V115H163ZM168 117H169V115H167ZM190 116V115H189ZM264 116V115H263ZM18 117V116H17ZM17 117H15L14 119H16ZM26 117V116H25ZM35 117H36V114L35 113H28L27 114V119H30V120H32V119H35ZM69 117V116H68ZM144 117V118H143ZM151 117V116H150ZM161 117V116H160ZM171 117V116H170ZM169 117V118H170ZM193 117H194V115H193ZM235 117V116H234ZM257 117V116H256ZM5 118V117H4ZM73 118V117H72ZM77 118V117H76ZM152 118H155V117H152ZM162 118V117H161ZM166 118V117H165ZM190 117H188V119H189ZM261 118V117H260ZM75 119V118H74ZM80 119V118H79ZM163 119H164V117H163ZM188 119L186 120V121H188ZM236 119V118H235ZM251 119V118H250ZM4 120V119H3ZM7 120V119H6ZM24 120H26V119H22L21 120V122H18V123H16V124H14L13 126H10L9 125V127L6 129V133L3 135V137H1L0 136V155L3 153V151H5V148L4 147H2L1 146V141H4V142H6V143H10V142H13L14 143V141H17L18 140V135H19V133L21 132V128H22V125H23V122H24ZM70 120V119H69ZM147 120V119H146ZM158 120H160V118L158 119ZM182 120V119H181ZM239 121H240V119H238ZM237 120V121H238ZM242 120H243V118H242ZM241 120V121H242ZM256 120V119H255ZM11 121V120H10ZM167 121V120H166ZM236 121V120H235ZM257 121V120H256ZM2 122V121H1ZM9 122V121H8ZM12 122V121H11ZM70 122H72V121H70ZM136 122V123H135ZM147 122V121H146ZM154 122V121H153ZM155 122H156V120H155ZM155 122H154V125H155ZM182 121H181V123H183ZM189 122L190 121H188L187 122V124H188V126H189ZM231 122V121H230ZM252 122V121H251ZM10 123V122H9ZM8 123V124H9ZM28 123V122H27ZM31 123V122H30ZM33 123V122H32ZM61 123V122H60ZM63 123H64V121H63ZM177 123H179V121L177 122ZM218 123V122H217ZM221 123V122H220ZM238 123V122H237ZM35 125H36V123H34ZM77 124V123H76ZM185 123H183V125H184ZM5 125V124H4ZM41 125V124H40ZM78 125V124H77ZM160 125H161V122H160ZM163 125H166V124H164L163 122H162V126ZM182 125V124H181ZM6 126H7V124H6ZM34 126V125H33ZM42 126V125H41ZM117 126V127H118ZM157 126V125H156ZM178 126H179V124H178ZM259 126V125H258ZM2 127H4V126H2ZM116 127V128H117ZM152 127V126H151ZM191 127V126H190ZM224 127H225V125H224ZM6 128V127H5ZM27 129H28V126L26 127ZM30 128H32V127H30ZM48 128H50V127H48ZM153 128H155L154 126H153ZM164 128V127H163ZM183 128V127H182ZM202 128H204V127H202ZM246 128V127H245ZM2 129V128H1ZM51 129V128H50ZM72 129V128H71ZM160 129H162V127L160 128ZM185 129H186V127H185ZM206 129V128H205ZM225 129V128H224ZM3 130V129H2ZM32 129H30V131H31ZM183 130H184V128H183ZM246 130V129H245ZM261 130V129H260ZM1 131V130H0ZM41 131V130H40ZM169 131V130H168ZM174 131V130H173ZM188 131V130H187ZM189 131H191V129L189 130ZM201 131V130H200ZM205 131H208V130H205ZM221 132H223L222 130H220ZM225 131V130H224ZM25 132V131H24ZM42 132V131H41ZM178 132H180L181 133V131H178ZM243 132H245L244 130H243ZM264 132V131H263ZM1 133V132H0ZM43 133V132H42ZM69 133V132H68ZM72 133V132H71ZM170 133V132H169ZM182 133H183V131H182ZM198 133H200V132H198ZM203 133V132H202ZM253 133V132H252ZM51 134V133H50ZM154 134V133H153ZM176 134V133H175ZM179 134V133H178ZM185 134V133H184ZM197 134V132L192 136L195 140H197L198 139V137H200V135H196ZM263 134V133H262ZM28 135V134H27ZM52 135V134H51ZM55 135V134H54ZM161 135V136H162ZM173 135V134H172ZM171 135V136H172ZM229 135V134H228ZM235 135V134H234ZM260 135V134H259ZM157 136V137H156ZM185 136V135H184ZM184 136H182V138L184 137ZM188 136H190V135H188ZM203 136V135H202ZM27 137V136H26ZM43 137V136H42ZM170 137V136H169ZM178 137H180V135L178 136ZM253 137V136H252ZM173 138V137H172ZM219 138V137H218ZM233 138H235V137H233ZM232 138V139H233ZM23 139H24V136H23ZM226 139V138H225ZM229 139V138H228ZM254 139V138H253ZM175 140H176V138H175ZM227 140V139H226ZM231 140V139H230ZM24 141V140H23ZM38 141V140H37ZM165 141V140H164ZM188 142H187V145H188V143H189V141L190 140H187ZM192 141H193V139H192ZM191 141V142H192ZM216 141V140H215ZM229 141V140H228ZM242 141V140H241ZM254 141V140H253ZM22 142V141H21ZM31 142V141H30ZM66 142H67V140H66ZM157 142H155L154 144L156 145V143ZM161 142V141H160ZM163 142V141H162ZM179 142H181V140L179 141ZM185 142V141H184ZM184 142H183V144H181V145H184ZM233 142V141H232ZM231 142V143H232ZM33 143V142H32ZM35 143V142H34ZM75 143V142H74ZM196 143V142H195ZM65 144H67V143H65ZM115 144V145H116ZM158 144V143H157ZM160 144H162V143H160ZM193 144V143H192ZM210 144V143H209ZM216 144V143H215ZM220 144V143H219ZM4 145H6V144H4ZM10 145V144H9ZM31 145V144H30ZM35 145H36V143H35ZM64 145V144H63ZM150 145H152V144H149V146L146 144V146H147V149L149 148V147H151ZM172 145V144H171ZM174 145H177L178 146V144H174ZM180 145V144H179ZM195 145V144H194ZM194 145H190V147L191 146H194ZM225 145H227V144H225ZM33 146V145H32ZM39 146V145H38ZM65 146V145H64ZM143 146H144V148H143ZM154 146V145H153ZM153 146H152V148H153ZM169 146V145H168ZM221 146V145H220ZM19 147H20V145H19ZM24 147V146H23ZM22 147V148H23ZM31 147V146H30ZM30 147H28L29 148V150H31L30 149ZM154 147H156L157 148V150H158V152H159V149H158V147H160V149H162L161 148V146H159V144L158 145H156V146H154ZM179 148H180V146H178ZM185 147V146H184ZM225 147V146H224ZM251 147V146H250ZM249 147V148H250ZM33 148V147H32ZM165 148V147H164ZM163 148V149H164ZM188 148H189V145H188ZM213 148V147H212ZM73 149H74V147H73ZM147 149H145V153H144V150H143V152H142V156L144 157L146 154L148 155V151H147ZM175 149H176V147H175ZM174 149V150H175ZM226 149V148H225ZM262 149V148H261ZM260 149V150H261ZM8 150V149H7ZM17 150V149H16ZM38 150V149H37ZM62 150H64V148H62ZM152 150H155L154 148L152 149ZM156 150V151H157ZM170 150H172V149H170ZM181 150V149H180ZM180 150H178L179 152H180ZM203 150V149H202ZM20 151V150H19ZM27 151V150H26ZM68 151V150H67ZM71 151V150H70ZM150 151V150H149ZM162 151V150H161ZM161 151H160V153H161ZM187 151V150H186ZM232 151V150H231ZM237 151V150H236ZM239 151V150H238ZM254 151V150H253ZM264 151V150H263ZM263 151H261V152H263ZM25 152V151H24ZM60 152H62V151H60ZM153 153H154V151H152ZM152 152H150V153H152ZM158 152H156V154H155V156H158ZM256 152V151H255ZM64 153V152H63ZM67 153V152H66ZM143 153H144V155H143ZM149 153V154H150ZM159 153V154H160ZM203 153V152H202ZM216 153V152H215ZM222 153V152H221ZM225 153V152H224ZM231 153V152H230ZM247 153V152H246ZM252 153V152H251ZM23 154V153H22ZM113 154V153H112ZM140 153H138V155H139ZM175 156H176V154L175 153H173ZM180 154H181V152H180ZM180 154H179V156H180ZM192 154V153H191ZM213 154V153H212ZM211 154V155H212ZM239 154V153H238ZM249 154V153H248ZM12 155V154H11ZM14 155H16V154H14ZM29 155V154H28ZM40 155V154H39ZM73 155V154H72ZM141 155V154H140ZM139 155V156H140ZM153 156H154V154H152ZM163 155V154H162ZM162 155H159V159H161L160 157L162 156ZM200 155V154H199ZM261 155V154H260ZM263 155V154H262ZM24 156V155H23ZM22 156V157H23ZM36 156V155H35ZM41 156V155H40ZM59 156V155H58ZM64 156V155H63ZM69 156V155H68ZM153 156H151L150 155V158L152 157L153 158ZM169 156V155H168ZM167 156V157H168ZM179 156H178V158H179ZM191 156V155H190ZM220 156V155H219ZM239 156V155H238ZM247 156V155H246ZM26 157V156H25ZM29 157H32V154L30 153V155L28 156V159H30ZM212 157V156H211ZM225 157V156H224ZM262 157V156H261ZM264 157V156H263ZM37 158V157H36ZM79 158V157H78ZM142 158V157H141ZM158 158H156V163H157V159ZM173 158H175L174 156H173ZM230 158H231V156H230ZM239 158V157H238ZM249 158V157H248ZM27 159V160H28ZM144 159V158H143ZM142 159V160H143ZM149 159V158H148ZM147 159V160H148ZM164 159V160H163ZM162 159V161H164L165 162V158H163ZM237 159V158H236ZM23 160V159H22ZM31 160H33V159H31ZM71 160V159H70ZM138 160H140V159H138ZM145 160V159H144ZM151 160V159H150ZM168 160V159H167ZM175 160V159H174ZM174 160H172V163H174ZM195 160H197V161H199L198 159H196L195 158ZM214 160H216V158L214 159ZM238 160V159H237ZM241 160H243L242 158H241ZM262 160V159H261ZM35 161V160H34ZM54 161V160H53ZM149 161V160H148ZM153 161V160H152ZM161 161V162H162ZM170 161V160H169ZM227 162L229 161V159L228 160H226ZM52 162V161H51ZM62 162V161H61ZM64 162V161H63ZM69 162V161H68ZM138 162H140V161H138ZM144 162V161H143ZM143 162H142V164H140V163H138V164H140V165H143ZM150 162V161H149ZM164 162H163V164H164ZM176 162H178V159L176 160ZM175 162V163H176ZM195 162V161H194ZM215 161H213V163H214ZM230 162V161H229ZM231 162H232V159H231ZM234 162V161H233ZM243 162V161H242ZM241 162V163H242ZM262 162H263V160H262ZM14 163L15 162H13L12 160H9V161H7V162H2L1 160H0V173L2 174V172H3V170H11L12 168H13V165H14ZM22 163H23V161H22ZM29 163H31V162H29ZM32 163H33V161H32ZM36 163V162H35ZM56 163H57V161H56ZM55 163V164H56ZM137 163V162H136ZM145 163H147V162H145ZM160 162L158 161V164H159ZM172 163H170L169 162V166L170 165H172ZM191 163H192V161H191ZM196 163H198V162H196ZM199 163H200V161H199ZM198 163V164H199ZM204 163V162H203ZM239 163V162H238ZM260 163V162H259ZM54 164V165H55ZM149 164V163H148ZM151 164V163H150ZM158 164H156V165H158ZM185 164H187V163H185ZM193 164V163H192ZM231 164V163H230ZM233 164V163H232ZM256 164V163H255ZM23 165V164H22ZM53 165V164H52ZM61 165H63V163L61 164ZM65 165V164H64ZM64 165L62 166V167H64ZM74 165H76L75 163H74ZM139 165V166H140ZM147 165V164H146ZM176 165L177 164H175V167H176ZM201 166H202V164H200ZM208 165V164H207ZM212 165V164H211ZM228 166H229V163L227 164ZM238 165V164H237ZM260 165V164H259ZM56 166V165H55ZM54 166V167H55ZM69 166H70V164H69ZM147 166H150V165H147ZM152 167H150V168H153L154 169V167L153 166H155V163L153 164V165H151ZM160 166H162L161 164H160ZM167 166V165H166ZM189 166V165H188ZM199 166V165H198ZM200 166V167H201ZM209 166V165H208ZM264 166V165H263ZM23 167V166H22ZM25 167V166H24ZM29 168H31L30 166H28ZM35 167V166H34ZM37 167V166H36ZM72 167V166H71ZM143 167L144 166H142V169H143ZM157 167V169L159 168L158 166H156ZM155 167V168H156ZM178 167V166H177ZM182 167V166H181ZM190 167V166H189ZM203 167H205L204 166V164H203ZM203 167H201V169L203 168ZM207 167V166H206ZM259 167V166H258ZM28 168V169H29ZM47 168V167H46ZM73 168V167H72ZM71 168V169H72ZM78 168H79V166H78ZM78 168H76V169H78ZM140 168H141V166H140ZM139 168V169H140ZM145 168V170L147 169V167H144ZM167 168V167H166ZM165 168V169H166ZM170 168V167H169ZM174 168V167H173ZM197 168V167H196ZM231 168H232V165H231ZM233 168H234V166H233ZM25 169H26V167H25ZM49 169H50V167H49ZM56 169H57V167H56ZM71 169H70V171H71ZM74 169V168H73ZM156 169V170H157ZM160 169H161V167H160ZM171 169V168H170ZM208 169H211L210 167L208 168ZM208 169H207V171H208ZM36 170V169H35ZM62 170H65V168L64 169H62ZM68 170V169H67ZM155 170V169H154ZM163 170V169H162ZM169 170V169H168ZM171 170H173V169H171ZM175 170V169H174ZM190 170V169H189ZM221 170V169H220ZM229 170V169H228ZM245 170V169H244ZM259 170V169H258ZM262 170H264V168H262ZM32 171V170H31ZM41 171H42V169H41ZM57 171V170H56ZM147 171V170H146ZM158 171V170H157ZM191 171V170H190ZM199 171H201V170H199ZM214 171V170H213ZM231 171V170H230ZM229 171V172H230ZM7 172V174H8V171H6ZM27 172H29V171H27ZM148 172V171H147ZM150 172V171H149ZM148 172V173H149ZM161 173H162V171H160ZM164 172H165V170H164ZM174 172V171H173ZM173 172H172V174H173ZM177 172V171H176ZM211 172V171H210ZM232 172H234V170L232 169V171H231V174H232ZM26 173V172H25ZM50 173V172H49ZM59 173V172H58ZM71 173V172H70ZM77 173V172H76ZM154 173V172H153ZM161 173H160V175H161ZM166 173V172H165ZM178 173V172H177ZM187 173V172H186ZM256 173H258V172H256ZM0 174V175H1ZM3 174H4V172H3ZM170 174V173H169ZM22 175V174H21ZM35 175V174H34ZM33 175V176H34ZM68 175H69V172H68ZM149 176H150V173L148 174ZM147 175V176H148ZM151 175H153V174H151ZM157 175H159V172L157 173ZM156 175V176H157ZM167 175V174H166ZM174 175V174H173ZM173 175H171V176H173ZM176 175V174H175ZM204 175V174H203ZM210 175H211V173H210ZM219 175V174H218ZM233 175H235V173L233 174ZM237 175V174H236ZM244 175H245V173H244ZM248 175V174H247ZM30 176V175H29ZM32 176V175H31ZM32 176V177H33ZM54 176H55V174L53 175V177L52 178H54ZM63 176V175H62ZM71 176V175H70ZM145 176V175H144ZM148 176V177H149ZM177 176V175H176ZM175 176V177H176ZM221 176V175H220ZM257 176V175H256ZM5 177H6V175H5ZM4 177V178H5ZM35 177V176H34ZM56 177H57V175H56ZM64 177V176H63ZM142 177H143V174H142ZM142 177H141V179H142ZM158 177H160V176H158ZM181 177V176H180ZM208 177V176H207ZM215 177V176H214ZM214 177H213V179H214ZM222 177V176H221ZM239 177V176H238ZM29 178V177H28ZM31 178V177H30ZM144 178V177H143ZM145 178H147V177H145ZM152 178V177H151ZM188 178V177H187ZM217 178V177H216ZM219 178V177H218ZM233 178H235V177H233ZM31 179H33V178H31ZM55 179V178H54ZM57 179V178H56ZM63 179V178H62ZM168 179V178H167ZM182 179V178H181ZM186 179V178H185ZM183 180V181H187L188 179H186V180ZM221 179V178H220ZM245 179V177L243 178V180ZM41 180V179H40ZM52 180V179H51ZM148 180V179H147ZM171 180V179H170ZM217 180H219V179H217ZM217 180H215V181H217ZM243 180H242V183H243ZM246 180V179H245ZM264 180V179H263ZM3 181V180H2ZM29 181V180H28ZM47 181H48V179H47ZM74 181V180H73ZM146 181V180H145ZM145 181H144V183H145ZM150 181V183H151V181L152 180H149ZM160 181V180H159ZM162 181V180H161ZM160 181V182H161ZM169 181V180H168ZM174 181V180H173ZM205 181H206V178H205ZM220 181V180H219ZM250 181V180H249ZM254 181H256V180H254ZM8 182V181H7ZM39 182V181H38ZM76 182V181H75ZM159 182V183H160ZM171 182V181H170ZM181 182V181H180ZM192 182V181H191ZM212 182V181H211ZM233 182H234V180H233ZM257 182H258V180H257ZM49 183H50V180H49ZM54 183V182H53ZM64 183H65V181H64ZM140 183H142L143 184V181L142 182H140ZM139 183V184H140ZM153 183H154V181H153ZM152 183V184H153ZM168 183V182H167ZM203 183V182H202ZM205 183V182H204ZM213 184H215L214 182H212ZM217 183V182H216ZM225 183V182H224ZM235 183H237L236 182V180H235V182H234V184ZM263 183V182H262ZM78 184V183H77ZM155 184V183H154ZM157 184H158V182H157ZM169 184V183H168ZM193 184V183H192ZM218 184L220 185L221 184V182L219 183L218 182ZM217 184V185H218ZM241 184V183H240ZM244 184V183H243ZM50 185H52V184H50ZM49 185V186H50ZM54 185V184H53ZM65 185H67V184H65ZM71 185V184H70ZM145 185V184H144ZM144 185H141V186H144ZM151 184H149V186H150ZM169 185H171V184H169ZM216 185V184H215ZM229 186L231 185L230 183L228 184ZM237 185V184H236ZM26 186H27V184H26ZM54 186H56V184L54 185ZM59 186V185H58ZM57 186V187H58ZM72 186V185H71ZM70 186V187H71ZM148 186V185H147ZM146 186V188L145 187H143V188H145L146 190H148L147 187ZM223 186V185H222ZM264 186V185H263ZM48 187V186H47ZM63 187V186H62ZM73 187V186H72ZM152 187L154 188V186L152 185ZM161 187V186H160ZM165 187V186H164ZM171 187V186H170ZM169 187V188H170ZM197 187V186H196ZM199 187V186H198ZM201 187V186H200ZM205 187V186H204ZM203 187V188H204ZM260 187V186H259ZM38 188V187H37ZM56 188V187H55ZM61 188V187H60ZM75 188V187H74ZM158 188H159V185H158ZM158 188L157 189H154L157 193H158ZM228 188V187H227ZM226 188V189H227ZM230 188V187H229ZM246 188V187H245ZM250 188V187H249ZM251 188H252V186H251ZM36 189V188H35ZM52 189H53V187H52ZM51 189V190H52ZM151 187H150V191H151ZM174 189V187L172 188V190ZM177 189V188H176ZM191 188H189V190H190ZM205 189L208 191V189L205 187ZM222 189V188H221ZM70 190V189H69ZM153 190V189H152ZM160 190H161V188H160ZM167 190H168V188H167ZM171 190V191H172ZM197 190V189H196ZM205 190V191H206ZM212 190H214V188L212 189ZM217 190H219V189H217ZM261 190V189H260ZM264 190V189H263ZM27 191V190H26ZM48 191H49V189H48ZM75 191V190H74ZM163 191V190H162ZM193 191V190H192ZM243 191V190H242ZM241 191V192H242ZM40 192H41V190H40ZM42 192H43V190H42ZM45 192V191H44ZM152 192H154V191H152ZM156 192H155V194H156ZM190 192V191H189ZM194 192V191H193ZM198 192H200V191H198ZM220 192H222L221 194L223 195V193H225V192H227L226 190H225V192L222 190H220ZM75 193V192H74ZM164 193V192H163ZM192 193V192H191ZM196 193V192H195ZM200 193H202V192H200ZM199 193V194H200ZM204 193V192H203ZM253 193V192H252ZM260 193V192H259ZM1 194V193H0ZM3 194V193H2ZM19 194V193H18ZM36 194V193H35ZM46 194V193H45ZM56 194V193H55ZM70 194H72V193H70ZM76 194H77V192H76ZM146 194H148V192H146ZM167 194V193H166ZM173 194V193H172ZM177 194V193H176ZM181 194V193H180ZM179 194V195H180ZM198 194V193H197ZM217 194V193H216ZM31 195V194H30ZM40 195V194H39ZM120 195V196H121ZM150 195V194H149ZM178 195V194H177ZM178 195V196H179ZM189 195V194H188ZM192 195H193V193H192ZM201 195V194H200ZM205 195V194H204ZM227 195V194H226ZM229 195H231V194H229ZM70 196V195H69ZM143 196V195H142ZM155 196V195H154ZM199 196V195H198ZM208 196H210V194L208 195ZM216 196V195H215ZM6 197V196H5ZM63 197V196H62ZM200 197V196H199ZM202 197V196H201ZM227 197V196H226ZM229 197V196H228ZM227 197V198H228ZM4 198V197H3ZM27 198V197H26ZM33 198H35V196H34V194H33ZM54 198V197H53ZM53 198H52V196L51 195H46V196H42V195H40V197H36L34 200H32L33 202L31 203V204H29V206L27 207V208H29L28 209V211H27V214L25 213V215L24 216H26V218H25V222L26 223H28L29 225H30V233H29V235H28V237H27V241H28V246L30 247V244H31V242H33L34 240H35V238L37 237V234H38V228H40V226L38 227V223H41V222H43V220H46V219H49V218H52L53 216H54V214H55V212H57L56 210H55V208H54V202L56 201H54L53 200ZM59 198V197H58ZM61 198V197H60ZM59 198V199H60ZM74 198V197H73ZM146 198H148V197H146ZM155 198V197H154ZM157 198V197H156ZM219 198H221V197H219ZM6 199V198H5ZM30 199V198H29ZM57 199V198H56ZM151 199V198H150ZM152 199H153V197H152ZM174 199V198H173ZM175 199H177V198H175ZM174 199V200H175ZM179 199V198H178ZM213 199V198H212ZM226 199V198H225ZM225 199H224V203H225ZM252 199V198H251ZM58 200V199H57ZM14 201V200H13ZM31 201V200H30ZM70 201V200H69ZM149 202V200H147L146 199V201H145V199H144V202ZM167 201V200H166ZM234 201V200H233ZM29 202V201H28ZM64 202V201H63ZM63 202H62V204H63ZM71 202V201H70ZM69 202V203H70ZM172 202V201H171ZM250 203H251V201H249ZM120 204H121V202H119ZM150 203H152V204H154L153 203V201H150ZM174 203V202H173ZM178 203V202H177ZM204 203V202H203ZM203 203H201V204H203ZM235 203V202H234ZM60 204H61V202H60ZM152 204L150 205L151 207H152ZM169 204H171V203H169ZM252 204H254V203H252ZM65 205V204H64ZM122 205V204H121ZM180 205V204H179ZM197 205H199V203L197 204ZM204 205V204H203ZM202 205V206H203ZM219 205V204H218ZM222 205V204H221ZM255 205V204H254ZM58 206V205H57ZM57 206H56V208H57ZM61 206V205H60ZM68 206H69V204H68ZM149 206V207H150ZM157 206V205H156ZM200 206V205H199ZM21 207V206H20ZM123 207V206H122ZM150 207V208H151ZM175 207H176V205H175ZM204 207V206H203ZM223 207H225V205H223ZM238 207H239V205H238ZM241 207V206H240ZM22 208V207H21ZM119 208V211H120V213H121V210L122 209H120V206L118 207ZM158 208V207H157ZM167 208H169V207H167ZM173 208V207H172ZM237 208V207H236ZM235 208V209H236ZM244 208V207H243ZM258 208V207H257ZM59 209V208H58ZM68 209V208H67ZM203 209V208H202ZM240 208H237V210H239ZM63 210V209H62ZM156 210V209H155ZM154 210V211H155ZM185 210V209H184ZM223 210H224V208H223ZM228 210V209H227ZM261 210V209H260ZM12 211V210H11ZM20 211H22V210H20ZM64 211V210H63ZM167 213L169 212L168 210H165ZM174 211V210H173ZM196 211H197V209H196ZM230 211V210H229ZM262 211H263V209H262ZM69 212V211H68ZM123 212H125V211H123ZM157 212V211H156ZM155 212V213H156ZM224 212V211H223ZM242 212V211H241ZM246 212H248V211H246ZM253 212H254V210H253ZM16 213H17V210H16ZM22 213V212H21ZM58 213L60 214L61 212H59V210H58ZM70 213V212H69ZM126 213V212H125ZM166 213V214H167ZM171 213V212H170ZM170 213H168V214H170ZM231 213V212H230ZM58 214V215H59ZM62 214V213H61ZM64 214V213H63ZM123 213H121V215H122ZM153 215H155L154 213H152ZM157 214V213H156ZM174 213H172V215H173ZM183 214V213H182ZM233 214H235V213H233ZM259 214H262V213H259ZM171 215V214H170ZM236 215H238V214H236ZM240 215V214H239ZM243 215H244V213H243ZM248 215H250V214H247V216ZM258 215V214H257ZM64 216H65V214H64ZM183 216H185V213L181 216V217H183ZM247 216H245V217H247ZM253 216V215H252ZM16 217V216H15ZM23 217V216H22ZM55 217V216H54ZM53 217V218H54ZM121 217V219H122V217L123 216H120ZM171 217V216H170ZM242 217V216H241ZM56 218V217H55ZM154 217H152V219H153ZM192 218V217H191ZM231 218V217H230ZM242 218H244V217H242ZM262 218V217H261ZM24 219V218H23ZM58 219V218H57ZM120 219V220H121ZM167 219V218H166ZM184 219V218H183ZM183 219H181V220H183ZM232 219V218H231ZM15 220H17L16 218H15ZM20 220V219H19ZM19 220L17 221V222H19ZM169 220H170V218H169ZM179 221H180V219H178ZM249 220V219H248ZM14 221V220H13ZM152 221V220H151ZM168 221V220H167ZM166 221V222H167ZM188 221V220H187ZM219 221V220H218ZM225 221V220H224ZM233 221H234V219H233ZM237 221V220H236ZM255 222H256V220H254ZM262 221V220H261ZM24 222V221H23ZM59 222V221H58ZM202 222V221H201ZM235 222V221H234ZM240 222V221H239ZM249 222V221H248ZM169 223H170V221H169ZM203 224L202 225H204V222H202ZM215 223V222H214ZM222 224V226H223V220H222V222H221ZM262 223H263V221H262ZM261 223V224H262ZM11 224V223H10ZM56 224V223H55ZM136 224H139L136 228H134V226L136 225ZM149 224V223H148ZM148 224H146V226H148ZM185 224V223H184ZM212 224V223H211ZM237 224V223H236ZM243 224V223H242ZM255 224V223H254ZM260 224V223H259ZM260 224V225H261ZM152 225V224H151ZM186 225V224H185ZM192 225V224H191ZM199 225V224H198ZM213 225V224H212ZM232 225V224H231ZM241 225V224H240ZM239 225V226H240ZM249 225H251V223L249 224ZM264 225V224H263ZM16 226V225H15ZM233 226V225H232ZM242 226V225H241ZM244 226V225H243ZM47 227V226H46ZM52 227H53V225H52ZM55 228H56V226H54ZM150 227V226H149ZM170 227V226H169ZM193 227V226H192ZM210 227H212V226H210ZM213 227H214V225H213ZM224 227V226H223ZM249 227V226H248ZM252 227H255V225H253ZM175 228V227H174ZM173 228V229H174ZM184 228V227H183ZM234 228V227H233ZM235 228H236V226H235ZM234 228V229H235ZM241 228V227H240ZM247 228V227H246ZM245 227H244V229H246ZM250 228V227H249ZM249 228H247V230L249 229ZM263 228V227H262ZM52 229V228H51ZM135 229H137V230H135ZM149 228L147 227V230H148ZM195 229V228H194ZM242 229V228H241ZM243 229V230H244ZM252 229V228H251ZM258 229V228H257ZM56 230V229H55ZM146 230V231H147ZM152 230V229H151ZM156 230V229H155ZM154 230V231H155ZM168 228L166 229V232H168ZM186 230H187V228H186ZM199 230V229H198ZM259 230V229H258ZM170 231V230H169ZM176 231H177V228H176ZM257 231V230H256ZM255 231V232H256ZM263 231H264V228H263ZM53 232V231H52ZM51 232V233H52ZM124 232V233H125ZM140 232V231H139ZM159 232V231H158ZM174 232V231H173ZM180 232V231H179ZM185 232V231H184ZM183 232V233H184ZM194 232V231H193ZM219 232V231H218ZM221 232V231H220ZM244 232V231H243ZM26 233V232H25ZM39 233H41V232H39ZM138 233V232H137ZM141 233V232H140ZM147 233V232H146ZM149 233V232H148ZM151 233V232H150ZM188 233V232H187ZM195 233V232H194ZM227 233V232H226ZM234 234H236L237 233V229H236V233L235 232H233ZM250 233V232H249ZM251 233H252V231H251ZM250 233V234H251ZM43 234V233H42ZM136 234V233H135ZM165 234V233H164ZM162 235V236H165V235ZM170 234V233H169ZM171 234H172V232H171ZM177 234V233H176ZM181 234V233H180ZM180 234H179V236H180ZM222 234V233H221ZM232 234V233H231ZM50 235V234H49ZM53 235V234H52ZM125 235H124V237H125ZM134 235V234H133ZM132 235V236H133ZM147 235H149V234H147ZM147 235H145V237L147 236ZM160 235V234H159ZM168 235V234H167ZM191 235H193V234H191ZM210 235V234H209ZM212 235V234H211ZM215 235V234H214ZM233 235V234H232ZM263 235V234H262ZM46 236V235H45ZM44 236V237H45ZM131 236V237H132ZM173 236H175V235H173ZM183 236H186V234L185 235H183ZM202 236V235H201ZM207 236V235H206ZM228 236V235H227ZM255 236V235H254ZM42 237H43V235H42ZM49 237V236H48ZM136 237H137V235H136ZM144 237V235H143V238H145ZM150 237V236H149ZM167 237V236H166ZM175 237H177V236H175ZM208 237V236H207ZM213 237H215V236H213ZM229 238H230V235L228 236ZM242 237V236H241ZM40 238V237H39ZM141 238V237H140ZM139 238V239H140ZM164 238V237H163ZM212 238V237H211ZM232 238H233V236H232ZM232 238H230V240H233ZM237 238V237H236ZM239 238V237H238ZM238 238H237V240L236 241H238ZM260 237H257V239L258 240H260L259 239ZM49 239V238H48ZM51 239V238H50ZM171 239V238H170ZM169 239V240H170ZM175 239V238H174ZM202 239V238H201ZM217 239V238H216ZM225 239H226V237H225ZM224 239V240H225ZM252 239V238H251ZM41 240V239H40ZM132 240H133V238H132ZM142 240V239H141ZM145 240H147V239H144L143 241H145ZM148 240H150V239H148ZM178 240V239H177ZM184 240V239H183ZM190 240V239H189ZM188 240V241H189ZM203 240L204 239H202V243H203ZM213 240V239H212ZM221 240V239H220ZM256 240V239H255ZM23 241H24V239H23ZM44 241V240H43ZM127 241H129V240H127ZM131 241V240H130ZM129 241V242H130ZM143 241H142V243H143ZM171 241H173V239L171 240ZM187 241V240H186ZM201 241V240H200ZM199 241V242H200ZM209 241H210V239H209ZM217 241V240H216ZM257 241V240H256ZM264 241V240H263ZM262 241V242H263ZM136 242V241H135ZM147 242V241H146ZM218 242V241H217ZM229 242V241H228ZM235 242V241H234ZM234 242H231V243H234ZM243 243H244V241H242ZM250 242V241H249ZM16 243V242H15ZM37 243V242H36ZM44 243V242H43ZM48 243H49V241H48ZM125 242L123 241V243H121V244H124ZM134 243V242H133ZM139 243V242H138ZM145 243V242H144ZM143 243V244H144ZM156 243V242H155ZM215 243V242H214ZM213 243V244H214ZM222 243H223V241H222ZM221 243V244H222ZM246 243V242H245ZM248 243V242H247ZM251 243V242H250ZM250 243H249V245H247V246H249V248H250ZM253 243V242H252ZM46 244V243H45ZM121 244H119V245H121ZM141 244V243H140ZM152 244V243H151ZM192 244H193V242H192ZM201 244V243H200ZM218 244V243H217ZM217 244H215V245H217ZM220 244V245H221ZM229 244V243H228ZM228 244H227V246H224V245H221V246H223L224 248L225 247H228ZM256 245V247H254V243L252 244L253 245V247L254 248H256V250H257V248H258V250L260 249L259 247H260V245H262V244H260L259 245V247L257 246V243H255ZM259 244V243H258ZM38 245V244H37ZM41 245V244H40ZM124 245H127V244H124ZM124 245H123V247H124ZM129 245V244H128ZM136 245V244H135ZM142 245V244H141ZM140 245V246H141ZM149 245V244H148ZM147 245V246H148ZM163 245H164V243H163ZM172 245V247L174 246L173 245V243L171 244ZM189 245H191L190 243H189ZM189 245H188V248H189ZM195 245V244H194ZM203 245V244H202ZM201 245V246H202ZM207 245V244H206ZM211 245V244H210ZM220 245H219V248H220ZM243 245V244H242ZM144 246V245H143ZM146 246V247H147ZM151 246V245H150ZM167 246H169V245H167ZM230 246V245H229ZM233 246H236V245H232V247ZM246 246V247H247ZM263 246V245H262ZM261 246V247H262ZM25 247V246H24ZM146 247H144V248H146ZM177 247V246H176ZM175 247V248H176ZM203 247V246H202ZM202 247H201V249H202ZM210 247V246H209ZM27 248V247H26ZM25 248V249H26ZM39 248V247H38ZM118 248L119 247H116V251L118 250ZM134 248H136V247H134ZM156 248H158V247H156ZM161 248H162V246H161ZM174 248V249H175ZM207 248H208V246H207ZM241 248V247H240ZM245 248V247H244ZM31 249V248H30ZM128 249V248H127ZM139 249V248H138ZM150 249H153V248H150ZM149 249V250H150ZM170 249H171V246H170ZM195 249V248H194ZM199 249V248H198ZM210 249V251H212L211 249H215V248H209ZM223 249V248H222ZM230 249V248H229ZM238 249V248H237ZM237 249H235V250H237ZM242 249V248H241ZM253 249V248H252ZM16 250V249H15ZM136 250V249H135ZM134 250V251H135ZM145 250V249H144ZM200 250V249H199ZM219 250V249H218ZM217 250V251H218ZM225 250V249H224ZM224 250H223V253H225L224 252ZM249 250V249H248ZM258 250H257V252H258ZM264 250V249H263ZM96 251V250H95ZM94 251V252H95ZM119 251V250H118ZM130 251V250H129ZM152 251V250H151ZM163 251V250H162ZM168 252H169V250H167ZM220 251H222V250H220ZM227 251V250H226ZM228 251H230V250H228ZM233 251V250H232ZM241 251V250H240ZM246 251V250H245ZM244 251V252H245ZM260 251V250H259ZM262 251V250H261ZM261 251H260V254H262L261 253ZM10 252V251H9ZM15 252V251H14ZM18 252V251H17ZM30 252V251H29ZM29 252H28V254H29ZM96 252H98V251H96ZM136 252V251H135ZM137 252H138V250H137ZM148 252V251H147ZM206 252V251H205ZM204 252V253H205ZM248 253H250L251 252V250H249V251H247ZM255 252L256 251H254V254H255ZM38 253V252H37ZM36 253V254H37ZM172 253V252H171ZM212 253H214V251L212 252ZM222 253V254H223ZM228 253V252H227ZM230 253V252H229ZM234 253V252H233ZM9 254H11V253H9ZM130 254H131V252H130ZM145 254V253H144ZM150 254V253H149ZM152 254V253H151ZM186 255H187V253H185ZM184 254V255H185ZM189 254V253H188ZM201 254V253H200ZM211 254V253H210ZM215 254V256H216V254L217 253H214ZM221 254V253H220ZM230 254H232V253H230ZM235 254V253H234ZM233 254V255H234ZM250 254H252V253H250ZM30 255V254H29ZM106 255V254H105ZM137 255H139V254H137ZM164 255V254H163ZM176 255H177V253H176ZM175 255V256H176ZM185 255V256H186ZM194 255V254H193ZM205 255V254H204ZM204 255H202V256H204ZM243 255H245V254H243ZM242 255V256H243ZM248 255V254H247ZM263 255H264V251H263ZM262 255V256H263ZM16 256V255H15ZM37 256V255H36ZM94 256V255H93ZM102 256V255H101ZM118 257H119V254L117 255ZM184 256V257H185ZM188 256V255H187ZM186 256V257H187ZM189 256H190V254H189ZM202 256H201V258H202ZM238 256H240V255H238ZM241 256V257H242ZM261 256V255H260ZM259 256V257H260ZM107 257V256H106ZM122 257H123V255H122ZM141 257H143V256H139V258L141 259ZM164 257V256H163ZM174 257V256H173ZM185 257V258H186ZM205 257V256H204ZM212 257H214V256H212ZM235 257H236V255H235ZM234 257V259H236ZM244 257H246V256H244ZM243 257V258H244ZM6 258V257H5ZM12 258H14V257H12ZM30 258V257H29ZM94 258V257H93ZM96 258V257H95ZM159 258V257H158ZM161 258V257H160ZM183 258V256L181 257V259ZM219 258V257H218ZM230 258V257H229ZM242 258V259H243ZM255 258V257H254ZM264 258V257H263ZM262 258V259H263ZM122 259V258H121ZM162 259V258H161ZM191 259V258H190ZM204 259V258H203ZM206 259V258H205ZM220 259V258H219ZM228 259V258H227ZM240 259V258H239ZM241 259V260H242ZM246 259H247V257H246ZM251 259H253V258H251ZM260 259H261V257H260ZM14 260V259H13ZM16 260V259H15ZM105 260V259H104ZM119 260V259H118ZM124 259H122V261H123ZM129 260V259H128ZM148 260V259H147ZM152 260V259H151ZM156 260V259H155ZM154 260V261H155ZM174 261H175V257H174V259H173ZM198 260V259H197ZM222 260V259H221ZM231 260H233V259H231ZM245 260V259H244ZM258 260H259V258H258ZM264 260V259H263ZM9 261V260H8ZM94 261V260H93ZM107 261V260H106ZM143 261V260H142ZM164 261V260H163ZM192 261H193V259H192ZM224 261V260H223ZM229 260H227V262H228ZM261 260H259V263L261 264V262H260ZM23 262V261H22ZM28 262V261H27ZM117 262V261H116ZM203 262V261H202ZM218 262V261H217ZM234 262V261H233ZM240 262H242V261H240ZM6 263V262H5ZM86 263V262H85ZM118 263H119V261H118ZM121 263V262H120ZM139 263V262H138ZM162 263H164V262H162ZM186 263H189V262H187L186 261ZM207 263V262H206ZM220 263H221V261H220ZM243 263H244V261H243ZM246 263V262H245ZM244 263V264H245ZM249 263V262H248ZM252 263V262H251ZM93 264V263H92ZM115 264V263H114ZM122 264V263H121ZM127 264V263H126ZM176 264V263H175ZM178 264H180V262L178 261ZM208 264V263H207ZM215 264V263H214ZM218 264V263H217ZM222 264V263H221ZM225 264H227V263H225ZM230 264H233V263H230ZM237 264V263H236ZM255 264H257L256 262H255Z\"/></svg>","mask_w":264,"mask_h":264}]
</instances>
